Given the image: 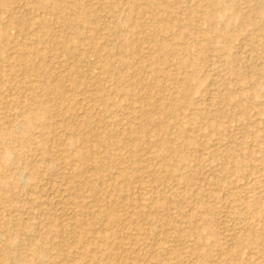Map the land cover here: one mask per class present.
Instances as JSON below:
<instances>
[{
  "label": "rangeland",
  "instance_id": "obj_1",
  "mask_svg": "<svg viewBox=\"0 0 264 264\" xmlns=\"http://www.w3.org/2000/svg\"><path fill=\"white\" fill-rule=\"evenodd\" d=\"M3 1H5L6 3H8V1H9L8 5H11L10 6L11 9H13V10H15L17 12L19 10H21L22 8H25L24 3H21V2H18V1L16 2V0L15 1L14 0H3ZM111 1L112 0H110V2ZM124 1H127L128 4H126ZM132 1H134V0H132ZM132 1L131 0L130 1L129 0H122L120 4L123 3L124 4V5L122 4L123 6L122 5L119 6V3H117L118 5H116V4L114 5L115 11L116 12L119 11V12L113 14L114 17L117 18L118 24L120 22L121 23L123 22V18H124V15L125 14L123 15L122 13H126V12L130 11V9L133 7L135 1L133 3H132ZM183 1L184 0H182V2H181L179 0V2L181 4H183L185 2L184 4L187 5V3H188V5H189V2H190L191 5L195 6L196 7V10L199 12L198 15L202 14L203 10H208L209 9V7L206 6V5L204 6V4L199 3V5H198V1L197 0H195V3L196 4H194V0H192V3H191V0H185L184 2ZM98 2L99 3H101V2L102 3L103 2L104 3H108L109 0H103V1L98 0ZM174 2L175 1H173V0H171V2H170L171 5L173 4L172 5V9L177 8V5L176 4L174 5ZM82 3H84L83 5H85V6H83V7H85L86 10L87 9L89 10V8L91 9L93 7H96V5L94 4L95 1H93V0H89V2H88V0H85L84 2L82 1ZM90 3H91V6H90ZM23 5H24V7H23ZM16 6L17 7L19 6L21 9H19V7L17 8ZM87 6H89V7H87ZM125 6H127V8ZM174 6H175V8H173ZM98 7H99V4H98ZM2 8L3 7L0 5V10H1L0 11V17H1L0 18V21L2 20V23L4 24L5 21H6V19H7V15H6L7 13L5 12V9H3L4 11H2ZM122 8H125V10L122 9ZM117 9H119V10H117ZM142 9H144V8H142ZM142 9H141V5L140 6L137 5V11H136L137 13H135V14H137L139 16H142L143 14H145L144 13L145 9L144 10H142ZM35 10H36L35 12H36V15L37 16H40V15L43 16L42 15V13L44 12L43 10H40L38 8L35 9ZM37 11H38V13H37ZM40 11H43V12H40ZM98 11L101 12L102 10L99 9ZM141 12H142V15L139 14ZM1 13H3L4 15L1 16ZM102 13L103 12L99 13L100 14L99 16H102V17L105 16V13H103V14ZM120 13L122 15H120ZM117 16L119 17V19H118ZM196 18L198 19V16L197 15H196V17L192 18V19H195V21L193 20L191 23L189 21V23L191 25H192V23L194 24L193 25V28H194L193 30H195L197 28L194 31L195 33H197L196 34V37L197 38L190 33L192 36L190 34H188L187 35L188 37L186 36L185 40L187 38H189V39H187L185 42L186 43H190L195 38L197 40H199V41L202 40L201 43L204 46L206 53L210 57L212 56L211 58H213L214 60H215V58H216V60L218 59V61H217L219 63L218 64L219 65L218 66L219 67L218 70H220V71L218 72V70L217 71L213 70L211 68L210 61L208 62V61H204L203 60V62H201L199 60L200 61V64H199V67L196 70V72H198V77L201 78V79H200V81L197 82L196 87L198 88V92H197V94H195L194 100L196 102V107L198 108V112L203 117V119L206 120V121H213V122L217 123V126H216L217 131H215L213 133H210L209 132V129L206 126L201 125V124H193L190 121H188V116H189L188 113L189 112H192V111H189V109L188 110L187 109L182 110L183 113L180 116H177V119L178 120L176 119V121L175 120H172V117L169 118V122H171V123H173L174 121L175 122L178 121V123H180L179 124V127L182 130V132L184 131V134H185L184 135V138H186V141H188L189 144L188 145L187 144H184V145L181 144L179 142V140H178L177 137H175L174 135H171L170 134V135L166 136V138H168L169 141H168V143L166 141V144H165L166 146L164 145V147L167 149V148L175 147L176 145L180 144L179 152L182 155L192 156L193 159H192V162L191 161H188V162H180L179 160H177L175 158H173V159L172 158H168V160L165 162L166 164L163 163L164 169H162V170H163V173L164 174L163 173L162 174L165 175V176L161 175V177L163 178L164 183H165V188L167 189L166 196L168 195L167 196L168 199L165 196V200H167L166 203H168V204H166V205L169 206L168 207L169 209L166 207L167 208V212L165 211V209H160V208H158V210L157 209L156 210L154 209L156 211V215H157L155 227L157 226V228H160V226L163 224L162 227L165 229L163 231L166 232L165 233L166 235H163V236L160 235V234L153 235V236H150V237H149V235H145L146 234L145 233V230H144L145 228L142 227L144 225L143 223H145V222H142L141 220L135 222L134 217L130 213V211L133 213V211L134 212H137V211H140L142 209L143 210H146L147 208H145V207H149L150 204H151L150 202H152V199L156 196L157 193L161 192L159 190V184L158 183H154L155 184L154 185V184H152L150 182H147V181L149 179H151V176H152V174L154 172L153 170L158 165V163L161 164V161L159 159L162 157L164 151L166 150V149L160 150L162 152L160 153V151H159V154H157V156L154 157L146 149L148 147L145 146V148H141L139 150L141 152L138 151L137 153L133 154L135 148H132V146H133L132 143H131L132 140H130L132 138L128 134V132H126V131H128V129L130 127H135V126L136 127L137 126L139 127L140 126L141 120L143 118L142 114L144 112V109L146 110L145 105L142 104V103L140 104L137 101V99L135 97L137 94H133V93L132 94H127V92H124L122 90L123 89L122 87L124 86V83L119 82V83H117L118 88L115 87V86L113 88V85H111L109 82L105 81V83H107V86L110 87L108 89V92H109V96L107 97L108 99L107 100H103L102 98H99L100 96L95 91V87L94 86H92L93 88L91 87V85L93 83L92 82L89 83L91 80L90 79L89 80L87 79V77L89 78L90 76L88 74H86V73H89L90 75H92V74H95L94 72H96V73L99 72V69H100V66L99 65L100 64L98 63V61L97 62L95 61V60H98V59H94L97 56V55L95 56L96 52H92L91 53V51H92L91 49H88L87 47H81V46H79L80 44H79V41L76 40L77 38L75 36L74 37L73 36H69L68 39H70L71 37H73L72 38L73 41H71V39L69 40L70 43H72L75 47L76 46H79V47H76V49L77 48H78V50L80 49L79 51L78 50L77 51L75 50V55H78L77 58H79L80 61L82 60L83 63H81V64L85 65V62L87 63L85 65L86 67H88L87 69L85 67H83V65H81L79 67V68L83 67V68L79 69L80 70V75H79L80 76V80H82L83 82L86 81L85 84L86 83L87 84L85 86L79 87L76 90L73 89L69 94H67V96L65 98H62V99H64V102L60 99L61 97H59V94L58 93L55 94V92H53L52 95L50 94L51 95L50 96V95H47L46 93H44L46 91L43 90L42 88L41 89L43 91H41V89H39V91H38L39 93H36V97L38 98V100L40 99L41 101H42V99H43V101H45L47 98H48L49 101H51V105L48 103V105H50V106L47 105L48 107L46 106L45 107L46 109L44 110L45 113H46V119L39 120L38 122L44 123V122H46L48 120L46 122V124L51 125L53 127L52 129H54L53 134L50 135L51 139L54 140V142H55V138H56V141H58V140H61V137L62 136L64 138V139L62 138V140H67V139L68 140H71V138H73L74 139V140L72 139L73 143L70 145L72 147L69 146V147L65 148V150L67 149L69 152L68 151H67V153L65 151L63 152V149L64 148L61 150V148L59 146H57L58 148L55 147L54 142L52 144L51 139L49 140L50 137L49 138L46 137V140H45V142L43 144V142H42V136L39 134L38 131H37L38 133L36 131H32V132H35V134H33L34 137L32 138V141H33L32 145H30V147H23L22 146L23 144H21L22 142L20 143V142H14V141H12L13 138H12V136H11L10 133L9 134H5V133H8L7 132L8 131L7 130V125L9 123V119L10 118H11V120L13 118L14 121H17V120L18 121L19 120L22 121V117L20 116V114L22 113V111H21L22 108H23V110H26V111H28V110L33 111L36 108V106H35V104H34L33 101L31 102V98H32L31 96L32 95L27 90L26 85L23 83L22 80L19 79L20 76L22 75V73L20 74V76L18 74L22 70L16 71L17 73L16 72H14V73H9L8 72L7 73V71L4 72L5 73L4 74L5 77L4 78L2 77V78L5 81H1V82H5V83L1 84L2 86L0 85V92L1 91L2 92L4 91L3 93H5V91H6L7 94H5V95H6L7 98L4 97V94H2L3 96H2V101L0 103V111L1 112L4 111L3 113L4 114L6 113V114L5 115L4 114L2 115V113L0 112L1 113V115H0V120H1L0 121L1 122V125H0L1 128H0V130L2 131V129H3L5 132L2 131L3 132V134H2V132L0 131V133L2 135H5L6 136V139H5V136H2L0 134V136L3 137V139L0 138L1 139L0 141H2V142H0V145H1L0 146V152L3 151L4 148H10L11 151L12 152L15 151V153L12 156V160L10 159V160H8L6 162L4 161L5 164L2 162V165H0L1 166V169L0 170H3L5 172V174H6V172H8L9 173V176H11L10 178L9 177L7 178V179H9V182L8 183H7L8 180L6 179L7 181H4L3 184H0V186H1L0 189L4 188V189H2L4 195H1L0 196V206H1L0 207V225L2 224L0 226V232L2 234H4V236H3L0 233V238L3 240V243H4L3 244L2 243V240L0 239V248L2 247L1 249L4 250V251H2L0 249L1 250L0 251V254H1V252L4 254V255L3 254L0 255L1 256L0 257V264H20V263L21 264L22 263L23 264H29V263L30 264H34V262L36 264H97V262H98V264H101L100 262H103L102 264H111L112 261H114L115 264H117V263L118 264H136V263L137 264H141V263H144V262H145L144 264H153L152 262H154L155 264H163V263H165V264H172V263L173 264H175V263L176 264H204V263L205 264H221V263L222 264H230L227 261V258L229 257V254H227V253H231V254L236 253L237 254L238 261L239 262L237 261L236 264H239V263L240 264H264V243H263L264 242V239H256L255 240V238L248 237V238H246V239H244L242 241L243 243H239V244L237 243L239 240H241V236H240L241 234L238 233V228L241 227V225L242 226H245L247 228L249 227V228H252V229H259V230H263L264 231V162L261 161V158L264 157V150H263L264 149L263 148L264 145H261L262 143L264 144V67H263L264 64L261 63L262 64L261 67H260L261 64H257V68H259V71L257 73L258 74L257 75L258 77L256 76L254 78V76L251 75L250 73H247L246 74L248 82H247V86H245L246 85L245 84L244 87H242L243 85H241V83L239 82L238 75L235 72V70L232 67L231 68H229V67L227 68V66H226V62L228 60H230V59H234V58H236V59H242L243 57L244 58H248L250 56V54L253 53V52H251V50L253 51V49L250 47V39H251L250 37L252 36L250 34H254L256 31L254 32L253 30L254 29L255 30H258V27L261 26L260 24L263 25V22L264 21L263 22L262 21H256V23L254 22L256 25H257V23L259 25L256 26L257 28L254 25L252 27L253 30L250 29L251 33H250V31L248 32L249 29L246 31L247 33L245 31L244 32H240V31H238L237 26H233V28L231 30L233 32V37H232L233 39H231V38H228L227 40L220 39L219 40V43L222 46V49H219L218 51H214L215 50V46L217 45L216 44L217 43L216 39L219 36L218 35L219 34V32H218V28L219 27L216 28V30L211 31V33H210V31L207 32V33H203L204 32L203 30H205L207 26H205V25L199 23L198 21H196L197 20ZM217 19L218 20H221L222 19V16L219 15ZM99 22H97L95 24H90V26L89 25L88 26L85 25V27H87V29H89V30H93L94 28H96L94 26H97L98 27L99 24L100 25L102 24L101 22L100 23ZM2 23L0 22V25H2ZM53 23H55V21L51 22V25L52 26L56 24V23L55 24H53ZM124 25L127 26V22H124ZM124 25H122V26L125 27ZM92 26H93V29H91ZM128 26H129V28H131L130 25H128ZM128 26H127V29H128ZM53 27L55 28L56 25L53 26ZM9 30H11V31L9 32ZM9 30L6 33V37H4L5 35L2 37L3 38V43H1L2 41H0V47L2 46V44H4V42L6 43L7 40H9V41L12 40L14 46L12 45L11 41H10V43L7 42L8 43L7 44L8 47L5 44L4 48L7 49V50H4L3 52H5L6 55H5V53L2 54V55L0 54V56H1L0 57V61L3 60V61L0 62L1 63L0 67L5 66L6 65L5 64V61H7V60H8L6 62L7 64L10 61L12 62V58L13 57L11 55H12V52H14V47H16V48H17V46L19 47L20 44L25 43L26 40H27L26 34H24L23 32H18L17 30H13V29H9ZM55 30H56V28H55ZM128 30H131V29H128ZM128 30H126L125 33H124V35L122 37H120V41H121V39H124L125 38V34H127V36H129L130 38H132V37L134 38V39L132 38V42L133 43H135V42L137 43V41H138L137 38L134 37V36H131L132 33H129L130 31L128 32ZM85 32H87V31H85ZM173 32L175 33V31H173ZM173 32H170V33H173ZM177 32H178V30H176V33ZM92 33H94V32H92ZM56 34L58 35V32ZM128 34H130V35H128ZM23 35L25 36L24 38H23ZM96 35L99 36L98 33H96ZM7 36H10L11 39L9 37H7ZM16 36H17V38H16ZM19 37H22V39H20ZM258 37L256 38V45L257 46L254 45L255 46L254 47V51L256 53L258 52V54H260V56L264 59V49H263L264 48V35H260V38H258ZM2 38L0 40H2ZM14 38H15L16 41L14 40ZM44 38H45L44 40H46L48 37L47 38L44 37ZM208 38H209V40H207ZM211 38L213 40H210ZM233 40H234V42H233ZM43 41H41L42 44H41V42H38L36 44H33V46H32L33 50H32V48H31V50H30V48L29 49L26 48L27 51H29L32 54H35V56L32 55V58L34 59L33 61H35V62L38 63L37 60H39V63L40 62L44 63L45 64V70H46V72L47 73L51 72L49 74L54 75L57 72L59 73V71H62L63 72L64 69H65V67H67V65H64V67L62 68L63 65H61V63H57L56 64L57 61H54V60H57V59L54 58L55 54H53L54 56L51 54L53 52H50V45L47 46L46 44H48V43H46L45 41L43 42ZM74 42L75 43L78 42L77 45H75ZM38 44L42 47L41 49H40V46ZM120 44H122V43L120 42ZM44 45H46V46H44ZM223 45H230L229 51H228V48L224 47ZM35 46H37V48ZM258 46H259V48H258ZM34 48H36V50H34ZM38 48H39V50H38ZM43 48H44V50H43ZM245 48H246V51L244 50ZM81 49H83V50H81ZM177 49L180 50V46H178V48H176L175 50H177ZM247 49L250 50V51H248ZM11 50H13V51H11ZM128 50H130V48H126V50L123 51V54L128 55ZM230 50H232V51H230ZM33 51H34V53H33ZM40 51H43V53L42 52H41L42 54L38 53ZM48 52H49V55L47 54ZM76 52H77V54H76ZM182 52H183V49H182ZM8 53H10V54H8ZM44 53H45V55H44ZM242 53H243V55H242ZM244 53H246V54L244 55ZM247 53H248V55H247ZM37 54L38 55L40 54L41 57L37 56ZM83 54L85 56H83ZM9 56H10V58H9ZM44 56H45V59L42 60L44 58ZM51 56H52V58H51ZM230 56H233V57L231 58ZM84 57H85V59H84ZM89 57H90V59H89ZM179 57L182 58L181 50L179 51L178 54H176L175 56H173V58H176L175 61H177L178 59H180ZM96 58H98V56ZM244 58L242 60H244ZM9 59H10V61H9ZM224 59L226 61H224ZM44 61H46V63ZM260 61L258 63H260ZM3 63H4V65H3ZM90 63H92V64H90ZM258 65H259V67H258ZM92 66H94V69H92ZM209 67H210L211 70L209 69ZM222 67H223V69H226V72H224L225 74L223 73V71H225V70H223ZM165 68H166V71L167 72L172 71L171 69H173L172 65H169V66L165 65ZM68 69H69V67L67 69H65V71L68 70ZM84 69H86V70H84ZM51 70H53V72ZM81 71H83V72L85 71L84 74ZM128 71H129V73H131V75L134 76V72L132 70H128ZM15 74H17V75L15 76ZM8 75H9V77H7ZM41 75L42 74L40 73V75H39L38 78H34L36 80L34 82H37V83L39 81H42L43 82L45 80L46 74H44V76H41ZM85 76H87V77H85ZM84 77L86 79H84ZM16 79H17V82L15 81ZM18 79L20 80L19 82H18ZM30 79H33V78L31 77ZM37 79H38V81H37ZM251 79H253V80H251ZM12 81H13V83H12ZM160 81L164 82L166 89L169 92L173 93V91L175 90V86L173 87V84L171 82L167 81V77H165V76L162 77L160 79ZM249 81H250L251 85H250ZM18 83H20V84L18 85ZM12 84H14V85L12 86ZM3 85L7 86L8 89H6ZM121 85H123V86H121ZM9 86L11 87L10 90H9ZM1 87H3V88L1 89ZM19 87H20V90H19ZM23 87H24V89H21ZM25 87H26V90H27L26 92H24L25 91ZM16 88L18 90H16ZM243 88H245V90H242ZM249 88L251 89V91L249 90ZM83 89H85L86 92ZM166 89H164V90H166ZM252 89H253V92L257 91L256 92V95L257 96H256V98L254 100V104H255V102H256V104L250 106L247 109L242 110L241 105H240V101H241V99L246 94L251 93L252 92ZM8 90H9V92H8ZM21 90H24V91H21ZM117 90H119L120 92L117 91ZM227 90L229 92H231L235 96V99L236 98L237 99L236 100L235 99H233V100L231 99L230 102L228 100V102L225 103V101H227V97H226V94H225V92ZM19 91H20V93H22V94H18V96H20L21 99H24L25 97L28 96L27 98L24 99V103H23V100L21 101V99L18 96H17L18 98L15 97L16 92L19 93ZM40 92H42V93H40ZM122 92H124L125 94L122 93ZM24 94H26V95H24ZM129 95H130V97H129ZM133 95H134V97H133ZM124 96H126V97H124ZM109 97L110 98L113 97V98H111V100H110ZM215 97H218L219 98V103H218L219 105H217V104L214 105V102L213 101H214ZM29 98H30V101H28ZM16 99L17 100L19 99L18 101H20V103L16 104V102H18ZM10 100H11V102H10ZM48 100H46V101H48ZM104 101H105V105L103 104ZM124 101L125 102L127 101L126 106L123 103ZM12 102H15L16 105L14 103H12ZM21 102H22L23 105L21 104ZM59 102H61L62 105L64 104L63 105L64 107H72L73 109H75L74 110L75 112L77 111L76 113H78L79 117L81 116L80 118H78L79 121L76 120L77 122H81L84 118H87V116H88L89 119L93 120L94 117L97 116V115H95V113L98 112V111H100V110H103V106L105 108V107H107L108 104H109V106L111 105L112 107L110 106L109 107L110 110L108 109V111H111L112 114L115 116V119H116V124H115V130L116 131H114L115 137L117 139H120L122 141H125V143H124L125 146L124 147H121V149H119L118 147L115 148V150L112 149L111 152L109 153V152H106V150L103 149V147L100 146L99 144L98 145L95 144L94 149L90 150L91 153H90L89 150L88 151L85 150L84 153H86V154L81 153V154H83V155H81L79 153V150L77 151V149H79V148H86V145L87 146H91L92 143L87 140V138L84 135V131L83 130H81V132L78 133V135H75V132H72V134L69 131H68L69 133L67 132V130H68L67 127H66L67 126V124H66V121H67L66 119L67 118H62L61 116H59V115L56 114V108H55V106H57V105L60 106L61 104ZM130 102H131V104H130ZM136 102H138V103H136ZM11 103L14 104V105H11ZM26 103H27V105H26ZM54 103H56V104H54ZM100 104L102 106H100ZM211 104H212V106H211ZM237 104H239V105H237ZM85 105H87V106H85ZM115 105H117V106H115ZM3 106H4V109H2ZM11 106L12 107L14 106L16 108H12ZM26 106H30V107H26ZM92 106H93V108H92ZM224 106H226L229 109L228 110V112H229L228 116L222 117V119L220 120V119L215 118L213 115H211L210 112H212V111L214 112L215 110H217L216 108H218L220 110ZM257 106L259 108H262L263 111L262 112H259ZM18 107L20 109H18ZM49 107L52 110L49 109ZM226 107H224V108H226ZM27 108H28V110H27ZM85 108L87 110V111L85 110L86 112H84V109ZM6 109L7 110L9 109L10 112H8ZM53 109H55V110L53 111ZM81 109H83V113H81ZM89 109L90 110H93V112L94 111L95 112L93 113V112L89 111ZM47 110H49V111H47ZM7 112L10 113L9 114V119H8V113ZM14 113H15V115H13ZM53 115L55 117H53ZM83 115H84V117H83ZM85 115H86V117H85ZM93 115H95V116H93ZM139 115H140V117H139ZM10 116H13V117H10ZM19 116H20V118H19ZM135 116H137L138 119ZM17 117L19 119H17ZM15 118H16V120H15ZM57 118H59L58 120H60V121H57ZM132 118H134V120H132ZM179 118H180V120H179ZM53 119H54V121H53ZM62 119H63V121H62ZM64 120H66V121H64ZM48 122H51V123H48ZM58 122H59V124H58ZM131 122L133 123V125H132ZM19 123H21V122L19 121ZM4 125H6V126H4ZM54 125H55V127L57 129L54 128ZM64 127H66L67 130ZM125 127H128V128H126L127 130L125 129ZM62 128H64L65 130L62 129ZM52 129L50 128V131L51 132H52ZM48 130L49 129H47V131ZM59 130H60V132H59ZM63 130L65 132V135H64V132H63V135H62V131ZM79 134H80V137H79ZM54 136H55V138H54ZM56 136H58V139H57ZM152 136H154V135H152ZM152 136H151V138H152L151 140L152 141H155V137H152ZM81 137H83V141L84 142L83 141H80L81 140ZM166 138L165 139L163 138V139L166 140ZM128 139H129V141H128ZM157 139H159V138H157ZM259 139L262 140L261 143L258 142ZM48 141H49V143L51 141V143H50L51 145L48 144ZM74 141H76L78 145L77 144H74ZM40 142L42 144H40ZM19 143H20V145H18ZM46 143H47V145H46ZM81 144H83V145H81ZM170 144H171V146H170ZM258 144H259V146H258ZM4 145H7V146H4ZM44 145H46L47 148L49 149V151H48V153H46V155L43 153V150H42L43 147H44ZM74 145H76V146H74ZM230 145L233 146V149H235V151L236 150H239L240 151V149L244 146L243 149H248L250 152H252V154L255 155L254 157L257 160L260 159L259 162L257 160L255 161V163H250L248 161L250 163L249 164L246 161L247 163L246 162H245V164L242 163L241 168H240V165L237 166L233 162L228 163V164H225V163L223 164V163H221L222 161L217 160L213 156H208L211 153H212V155H214L217 152H221L222 153V152H224L226 150H229ZM50 146H51V148H50ZM194 146H195V148H194ZM31 147H33V148H31ZM53 147H55V148H53ZM74 147H76L77 149H74ZM246 147H248V148H246ZM97 148H98V150H97ZM128 150H130V151H128ZM142 150H144V152H142ZM61 152L65 153V155H63V153H61ZM93 152L96 153L97 155L94 154ZM113 152L116 153L118 156L116 154L114 155ZM51 153L53 155H51ZM54 153H55V155H54ZM111 153L115 156V158L117 157L116 159L114 158L115 160H117V163L113 162V165L116 164L113 170H117L118 173L120 172V174H122V173H124L126 171L131 170L130 169L131 167L134 169V167H136L135 165H137L135 162H137L138 159H141L142 160L141 162L143 163V164H141L140 167L143 168V166H145L144 167V169H145L144 172H142L141 170H138V172H136L134 174L135 175V180H136V181L134 180L135 181V183L133 182L134 184L128 185L129 183L126 182V181H124L121 184V186L119 185L120 187H122V192H119L118 194L119 195H123V196H127L129 198L132 197V199L130 200V202H128V205L124 206V208H125V209L123 208L124 210L122 208L119 209V211L121 210L120 211L121 213L119 212V215L120 214L121 215L119 217L120 220L117 223L118 224L117 225V229L118 230H116L115 227H113V229H112V227L108 223V220L105 219V217H102L103 215H101L102 214V211L104 210V204H106V203H104L105 195L110 194V196H111V194L112 195L114 194V192L111 193V191H109V190H111L110 186L113 187V185H112L113 184V180L112 179H109L108 177H103V179H102V178L98 177V175H97V170H98L97 167H100V164L102 162L103 163H106V162L110 161L111 158L109 156H110ZM125 153H128V154H125ZM68 155L71 156V157H69ZM101 155H102V157H100ZM158 155H159V157H158ZM67 156H68V158H67ZM128 156H129V158H128ZM64 157L67 158V159H65ZM81 157H83V158H81ZM131 157L133 158V160H132ZM136 158H138V159L136 160ZM83 159H84V161H83ZM95 160H97V161L99 160L98 163ZM124 161L126 162L125 164H124ZM158 161H160V162H158ZM178 161H179V163H178ZM33 162H35V163H33ZM81 162H83L84 164L81 163ZM120 162H122V163H120ZM171 162H173V163H171ZM168 163H170V164H168ZM189 163H190V165H189ZM16 164L19 165V166H16ZM121 164H122V166H121ZM147 164L149 165V167H148ZM154 165H156V166H154ZM244 165H246V167H244ZM33 166H34V168H33ZM165 166H167V167H165ZM80 167H81V169H80ZM87 167H88V169H87ZM10 168H11V170H13L12 171L13 173L14 172L16 173V176L17 175H19V176L16 177L14 174H12V172L10 171ZM92 168L95 169V170H93ZM16 169H18L17 170L18 173L16 172ZM35 169H37V170L35 171ZM89 169L92 170V172L94 171L93 174H92L91 171L90 172H88V171L86 172V170H89ZM79 170H83V171H79ZM245 170H246V173H245ZM254 170H256V171H254ZM78 171L81 172V173H79ZM224 171H227V172H224ZM247 171H249V172L251 171V172L250 173H247ZM0 173L3 174V172H1V171H0ZM20 173H21V175H20ZM76 173H78V174H76ZM2 174H0V177L2 176ZM10 174H12L14 176L12 177V175H10ZM137 174H138V176H137ZM142 174H144V175H142ZM246 174H247V176H246ZM76 175H78L77 178H76ZM92 175H94V176H92ZM145 175H147V176H145ZM103 176H104V173H103ZM73 177H75V178H73ZM148 177H150V178L147 179ZM221 177H223V180L220 183H218L216 186L213 185L214 184V181H216L217 179H220ZM92 178H93V180H92ZM138 178H139V181H138ZM85 179H89L91 181L90 182L91 183V185H90L91 188L89 186H87V184H86L87 180H85ZM97 179H99V180H97ZM143 180H145V181L143 182ZM105 181L106 182L108 181V182L106 183ZM100 182H101V184H100ZM136 182H137V185H135ZM139 184H141V186ZM142 184H143V186H142ZM106 186L108 188H106ZM149 186L150 187L152 186L153 188L151 187V189H150ZM155 186H156V188H155ZM86 187H87V189H86ZM253 188H255V189L252 190ZM104 190H107V192L104 191ZM146 190H147L148 193L146 192ZM153 190H155V193H154ZM204 190H205V193L206 194L204 193ZM206 190L208 192H206ZM157 191H159V192H157ZM173 192H175V193H173ZM255 192H256V194H255ZM72 193L74 195H72ZM91 193L93 194V196H92ZM137 193H138V195H137ZM152 193L155 194V195H153ZM203 193L205 194L204 197L202 195ZM103 194H105V195H103ZM131 194H134V195H131ZM195 194H196V196H195ZM88 195H89V197H88ZM135 195H137V196H135ZM198 195H200V196H198ZM229 195H232V196H229ZM245 195H246L247 198L244 197ZM148 196H150L151 198L148 197ZM97 197H99L98 200L96 199ZM108 197H109V195H108ZM100 198H102V201H101ZM134 198H135V200H133ZM141 198L142 199H145V200H142ZM237 198H239V200ZM1 199L3 201H1ZM244 200H246V202H247L246 204H245ZM170 201H171V203H170ZM201 201L204 202L205 204H207V207L209 206L210 212L213 211L212 212V215L213 216H211V220H210L211 223H212V225H214L213 228L206 227V221H204L205 219L204 218H201V217H200L201 220H200V218L198 219L199 223L197 221L195 223H193V224L190 223V222H189L190 224L188 223L189 217L187 215L191 211L190 210L191 208H192L191 213H196L197 215L201 216V213H202V210H203L202 207H201V204H200ZM3 203H5V204H3ZM29 204H31V207H30ZM129 204L131 206L134 205L133 206L134 208L133 207L131 208ZM142 204H147L148 206L147 205L143 206ZM178 204H179V206H178ZM90 205L91 206L93 205V207H90ZM139 205L141 206V209H140ZM33 206H35V208ZM81 206H83V207H81ZM170 206L172 208H170ZM242 206H243V208L246 206L244 208L245 210L242 209ZM249 206H251L250 209H249ZM32 207L34 208V211H33ZM180 207H182L183 209L182 208L180 209ZM217 207H219V208H217ZM238 207H240V208H238ZM92 208H94L95 210L92 209ZM126 208H129V209H127V211H126ZM176 208H177V210H176ZM212 208H213V210H212ZM131 209H133V210H131ZM97 210H98L99 213L96 212ZM162 210H164V212ZM178 210H181V211L183 210L182 212L180 211L182 214L183 213H186L185 211H187V213H186L187 215L186 214H183L184 217L181 216L182 214H180V212ZM188 210H189V212H188ZM157 212H159V214ZM169 212L172 215L169 214ZM237 212L239 213V215H238ZM244 212H245V214H244ZM33 213H34V216H33ZM94 213H96V214H94ZM125 213H126L127 216L125 215ZM177 213H179L180 215H176ZM35 214H37V216ZM91 214H93L92 215V219H91ZM100 215H101V217H100ZM165 215L168 216V217H166ZM175 215L177 216L176 218H175ZM93 217H94V220H93ZM169 217H170V220H169ZM9 218H10V220H9ZM17 218H21L22 221L25 220L24 222H26V224L31 225L32 232L31 231H28V232H26L28 234H26V233H24V234L23 233H20L19 234V233H16L15 230H14V232H12L13 231L12 227H10V228L9 227H6V224L11 225L12 223H15V219L17 221ZM68 218H70V219H68ZM72 218H74V219H72ZM181 218H183V219H181ZM244 218H245V220H244ZM126 219H129V220L126 221ZM18 220H20V219H18ZM122 220H123V222H121ZM242 220H243V222H242ZM27 221H30V222L27 223ZM69 221H70V223H69ZM84 221H86V224L85 225H84V223H85ZM129 221L131 223H129ZM174 221H175V224L176 225L174 224ZM177 221H179V222H177ZM91 222H92L93 225L91 224ZM138 222H140V223L142 222V223L139 224ZM165 222L166 223L168 222V224L166 225ZM3 223L5 224V226L3 225ZM133 223H135V224H133ZM179 223H181V224H179ZM184 223H185V225H184ZM32 224H33V226H32ZM51 224H53V225H51ZM61 224H62V227H61ZM123 224L126 225V226H124ZM127 224H130V225H127ZM131 224L134 226V228H133V226ZM34 225H35V228L33 229ZM76 225H77V227H76ZM138 225H141V226H139L141 228H139V227L136 228V226H138ZM192 225H193V227H192ZM69 226H71V227H69ZM89 226H90V228L92 230L89 228ZM182 226L184 228L186 226L187 231ZM67 227H69V229ZM87 227L90 229V231H89V229H87ZM162 227H161V229H162ZM97 228H99V229H97ZM126 228L128 230H126ZM182 228L185 231H182L183 230ZM188 228H190V229H188ZM53 229H56L55 230L56 231L55 234H53L54 232H51V230L53 231ZM123 229L126 230V231L124 232ZM132 229L135 230V231H132ZM166 229H168V230H166ZM95 230H96V232H95ZM105 230L108 232L107 235L103 234L105 232ZM119 230H122V231L120 232ZM170 230H171V233H170ZM180 230H181V232H180ZM189 230H191L189 234L192 235V236H190L187 233V232H189ZM210 230H211V232H210ZM33 231H34V233H33ZM48 231H49V233H48ZM72 231H73V233H72ZM91 231H94V232H91ZM139 231H141V232H139ZM67 232L68 233L71 232L70 236L67 234ZM118 232L121 233V236H123L125 233H127V236L128 237L126 235H124L125 237L124 236L121 237V236H119L120 234H118ZM128 232H129V234H128ZM136 232H138L140 235L142 234V238L139 236L138 233L136 235ZM192 232H194V233H192ZM7 233L8 234L10 233V235H8ZM30 233H31V235H30ZM39 233H41V235ZM56 233H57V235H56ZM59 233H60V235H59ZM61 233L63 235H61ZM111 233L114 234V235L112 236ZM211 233H214V234H211ZM25 234H26V236H25ZM90 234H92L93 236L90 235ZM167 234H169V235H167ZM193 234H194L195 237L193 236ZM12 235H13V237H11ZM35 235H36V238H35ZM64 235H66V236H64ZM108 235H109V238L112 239V241L116 243V245H115V243L113 244L112 241H108L106 245L105 244H100L101 243V241H100L101 240V236H108ZM117 235H118V237H117ZM187 235H189L190 237L187 236ZM28 236H30V237H28ZM44 236H45V238H48V241L51 239L49 242L46 241L47 244L49 243V245H47L46 242L44 241V239H45V238H43ZM81 236H83L84 238L81 237ZM90 236H92V238ZM178 236H180V237H178ZM213 236H214V238H215V236L217 237V239L215 238V241L213 239ZM62 237H64V238H62ZM184 237H186V238H184ZM5 238L8 241H6ZM41 238H43V241L40 240ZM125 238H127V239H125ZM130 238H131V240L134 239V242H135V239H137V240L134 243L133 241L130 240ZM144 238L147 240L146 241L147 243L145 242V239ZM154 238H156V239H154ZM93 239L94 240L96 239L94 241V243L97 245V248H96V245L94 246V243L92 242ZM113 239H116V240L114 241ZM163 239L166 240V241H163ZM233 239H235V240H233ZM31 240H33V241H31ZM36 240H37V242H36ZM66 240H68L69 242L66 241ZM81 240H84V241L81 242ZM85 240H87V243L88 244L86 243ZM89 240L92 243H90ZM124 240H127L129 243H126L127 241H124ZM168 240H169V243H167ZM187 240H190V241H187ZM225 240L228 241V243ZM119 241H120V243H119ZM258 241H260V242H258ZM32 242L35 243V244H33V246L30 247L31 244H32ZM75 242H77V243H75ZM110 242H112V243H110ZM139 242L142 243V245ZM163 242H164V244H163ZM215 242L216 243L219 242V244H215ZM1 243H2V245H1ZM37 243L39 245H36ZM136 243L139 244V245H137ZM22 244L25 245V246L27 245V249H28V251L26 250L27 253L25 252V258L27 257L26 260H25V262H23L21 259H19V260L17 258H13L12 259V258H10V257L8 258V256H6V253H8L10 251H13V250L16 251V249L18 250V248H20L19 246H21V247L23 246ZM89 244H90L91 247L89 246ZM123 244L124 245H127V246L125 247ZM134 244H136L137 246L135 247ZM146 244H148L149 246L146 245ZM181 244H182V246H181ZM69 245H70V248H69ZM117 245H119V246H117ZM153 245H154L155 249H154ZM170 245H172L171 249L173 248V246L175 247V249L173 248L171 250L170 247H169ZM176 245H179V246L176 247ZM37 246H38V248H37ZM74 246H76V247H74ZM107 246H109V247L107 248ZM114 246H116V248ZM146 246H148V248ZM179 247H180V249H179ZM221 247H222V249H221ZM156 248H158V249H156ZM181 248L183 249V251H181ZM186 248H187V250H186ZM198 248H200V249H198ZM224 248H225V250L223 251ZM5 249L7 250L6 252H5ZM33 249L34 250L37 249L36 251L40 250V251H38L39 254L37 256L34 255L35 252H30ZM54 249H56V250H54ZM91 249H93V250H91ZM106 249H107V251H106ZM116 249H118V250H116ZM148 249L149 250L152 249L151 251H153V252L150 253L149 251H147ZM168 249L171 250L173 253L171 251H169ZM58 250H60V251H58ZM83 250H84V254H83ZM86 250H88L90 252L87 253ZM110 250H112L113 253ZM179 250H180V254H179ZM209 250H210V252H209ZM66 251H68V252H66ZM71 251H72V253L74 255L71 253ZM115 251L118 252V253H116ZM190 251L194 255L189 254L188 252H190ZM206 251L208 253V254L206 253L207 256H205V252ZM105 252H108V253H105ZM109 252H111V253H109ZM114 252H115V256L116 257H114V255H113ZM156 252L157 253L159 252V254H157ZM28 253H29V257H28ZM30 253H32V254H30ZM70 253H71V255H70ZM167 253H169V254H167ZM75 254H77V255H75ZM92 254H94V255H92ZM101 254L103 256H101ZM137 254H138V256H137ZM30 255L32 257H30ZM72 255H73V257H72L73 259H71V257H70ZM83 255H85V257ZM108 255H110V256H108ZM161 255H162V257L164 256L163 257L164 260L162 259ZM190 255H192V256H190ZM219 255H222V256H219ZM74 256L77 257L76 260H75V257ZM81 256H83V258H80ZM63 257H65V258L67 257L71 261H69V260L66 261L67 258L65 259ZM89 257H90V259L88 260ZM91 257H92V259H91ZM113 257L116 260H114ZM125 257H128V259L130 261L127 260ZM153 257H155V258H153ZM159 257H160V259H159ZM1 258L2 259L4 258L3 259V262L1 260ZM30 258L31 259H35V260H31L30 261ZM79 258L81 260H78ZM120 258L121 259H124L125 258L126 261H128L129 263H126L125 259L122 260V263H121V259ZM150 258H151V260H150ZM156 258L158 259L156 261L159 262V263H157L155 261ZM170 258H171V261L172 262L169 260ZM93 259H95L96 262ZM102 259L104 261H102ZM137 259H138V262H137ZM183 259H185V260H183ZM223 259H225V261ZM14 260H17L19 262L16 261V263H15ZM107 260L109 261L108 263L106 262ZM134 260L136 262H134ZM166 260H169V261L166 262ZM204 260H206V261H204ZM72 261L75 262V263H73ZM77 261H79V262H77ZM149 261H150V263H148ZM139 262H141V263H139ZM160 262H162V263H160Z\"/></svg>",
  "mask_w": 264,
  "mask_h": 264
},
{
  "label": "bare ground",
  "instance_id": "obj_2",
  "mask_svg": "<svg viewBox=\"0 0 264 264\" xmlns=\"http://www.w3.org/2000/svg\"><path fill=\"white\" fill-rule=\"evenodd\" d=\"M15 1V0H14ZM21 2V3H24V5H25V8H20L19 6V9H21V10H19L18 12L17 11H15V10H13V9H11V5H8V3H9V1H8V3H6L5 1H3V0H0V5L3 7L2 8V11H4L3 9H5V12L7 13L6 15H7V19H6V21H5V23L3 24L2 23V20L0 21L1 23H2V25H0V39L4 36V37H6V33L8 32V30L9 29H13V30H17L18 32H23L24 34H26V38H27V40H26V42L25 43H23V44H20L19 45V47L17 46V48L16 47H14V52H12V62L10 61V59H9V61L10 62H8V64L6 63L7 61H5V66H2V67H0V85L1 84H3V83H5V82H1V81H5L3 78L5 77L4 76V72L5 71H7V73L9 72V73H14V72H16V71H18V70H22L18 75L20 76V74L22 73V75L20 76V80H22L23 81V83L26 85V87H27V90L30 92V94L32 95H30L32 98H31V102L33 101L34 102V104H35V106H36V108L33 110V111H30V110H28V108H27V110L28 111H26V110H23V108H22V113L20 114V116L22 117V121L21 120H19L21 123H19V121L17 122V121H14L13 120V118H12V120H11V118L9 119V114L10 113H8V112H10L9 111V109L7 110L8 112V119H9V123H8V125H7V132L8 133H5V134H11V136H12V138H13V140L12 141H14V142H22L21 144H23L22 146L23 147H30V145H32V143H33V141H32V138L34 137V135L33 134H35V132H32V131H38L39 132V134L42 136V142H43V144H44V142H45V140H46V137H50V135H52L53 134V132H54V129H52L53 127L51 126V125H49V124H46V122L48 121H46V122H44V123H40V122H38L39 120H43V119H46V113H45V107L48 105V103L51 105V101H49L48 100V98L46 99V100H48V101H46L45 99V101H43V99H42V101L39 99L38 100V98L36 97V93H39L38 91H39V89H43V90H45L46 92H44V93H46L47 95H52V93L53 92H55V94H59V97H61L60 99L64 102V99H62V98H65L66 96H67V94H69L73 89H78L79 87H82V86H85L86 84H85V82H83L82 80H80V70L79 69H81V68H83V67H85L86 69L88 68V67H86L85 65L87 64L86 62H85V65H83V64H81V63H83L82 62V60L80 61L79 60V58H77V56L78 55H75V50L77 51L78 50V48L76 49V47H79V46H81V47H87L88 49H91L92 51H91V53L92 52H96V54H95V56L97 55L98 56V58H94V59H98V60H95L96 62L98 61V63L100 64H98L99 66H100V69H99V72L98 73H96V72H94L95 74H92V75H90L89 73H86V74H88L90 77L88 78L87 76H85V77H87V79L89 80H91L89 83H93L92 85H91V87L92 86H94L95 87V91L99 94V98H102L103 100H107L108 98V96H109V92H108V89L110 88L109 86H107V83H105V81H107V82H109L111 85H113V88H114V86L115 87H117L118 88V86H117V83H119V82H121V83H124V86L123 85H121V86H123L122 88V90L124 91V92H127V94H137L135 97H136V99H137V101L141 104H144L145 105V107H146V110L144 109V112H143V114H142V116H143V118H142V120H141V124H140V126L138 127H136L135 125V127H130L129 129H128V131H126L127 129L126 128H128V127H125V131L126 132H128V134L131 136V138L132 139H130V140H132L131 141V143H132V148H135V150H134V152H133V154H135V153H137L141 148H145V146H147L148 148H146L148 151H149V153L150 154H152L154 157H156L157 156V154H159V151L160 150H162V149H166L165 147H164V145L166 144V141H167V143H168V138H166V136H168V135H174L175 137H177L178 138V140H179V142L181 143V144H189V142L188 141H186V138H184V131L182 132V130L180 129V127H179V124L180 123H178V121L177 122H175L176 121V119H177V116H180L183 112H182V110H184V109H189V111H192V112H189L188 114H189V116H188V121H190L191 123H193V124H201V125H204V126H206L208 129H209V132L210 133H213V132H215V131H217V128H216V126H217V123H215V122H213V121H206V120H204L203 119V117L200 115V113L198 112V108L196 107V102H195V100H194V96H195V94H197V92H198V88L196 87V85H197V82L198 81H200V79L201 78H199L198 77V72H196V70L198 69V67H199V64H200V61L201 62H203V60L204 61H210V63H211V68L213 69V70H215V71H217L218 70V59L216 60V58H215V60L213 59V58H211L207 53H206V51H205V48H204V46L202 45V43H201V41L202 40H197L196 38V34L197 33H195L194 31L197 29H195V30H193L194 28H193V23H192V25L190 24L193 20L195 21V19H192V18H194V17H196V15L198 16V19L196 20V21H198L199 23H201V24H203V25H205V26H207L206 27V29L205 30H203L204 32L203 33H207V32H209L210 31V33H211V31H214V30H216V28H218V32H219V36L217 37V39H216V41H217V45L215 46V50L214 51H218L219 49H222V46L220 45V43H219V40L220 39H225V40H227L228 38H231V39H233L232 37H233V32L231 31L232 30V28H233V26H237V29H238V31H240V32H246L248 29V32L250 31V29H252V27L255 25V27L257 26V25H259L258 23H257V25L255 24L256 23V21H264V0H197L198 1V5H199V3H201V4H204V6L206 5V6H208L209 7V9L208 10H203V12H202V14H200V15H198L199 14V12L196 10V7L195 6H193V5H191L190 4V2H189V5H188V3H187V5L186 4H184L185 2V0L183 1L184 3L183 4H181L180 2H179V0H173V1H175L174 2V5L176 4L177 5V8H175V6L173 7V8H175V9H172V5L170 4V2H171V0H134V1H132V3L134 2V5H133V7L130 9V11H128V12H126V13H122L123 15H124V18H123V22L121 23L120 21V23L118 24V22H117V18H115L114 17V13H117V12H119V11H115V9H114V5L116 4V5H118L117 3H119V6L120 5H122V4H120L121 3V1L122 0H112L111 2H110V0H109V2L108 3H99L98 2V0H93V1H95V5H96V7H93V8H89V10L87 9L86 10V8L85 7H83V6H85V5H83L84 3H82V1L84 2L85 0H16V2ZM101 1H103V0H101ZM120 1V2H119ZM130 1V0H129ZM181 2H182V0H180ZM196 1V2H197ZM88 2H89V0H88ZM126 4H128L127 3V1H124ZM191 3H192V0H191ZM15 4V3H14ZM19 4V3H18ZM31 6H30V5ZM98 4H99V7H98ZM194 4H196L195 3V0H194ZM17 5V4H16ZM22 5V4H21ZM24 5H23V7H24ZM124 5V4H123ZM122 5V6H123ZM137 5H141V9L142 8H144L145 9V11H144V13L145 14H143L142 15V12L141 13H139V14H141L142 16H139V15H137V14H135V13H137L136 11H137ZM90 6H91V3H90ZM121 6V7H122ZM15 7V6H14ZM17 7V6H16ZM17 7V8H18ZM87 7H89V6H87ZM120 7V8H121ZM126 8H127V6H125ZM40 9V10H43V11H40V12H43L42 13V15L43 16H37L36 15V10L35 9ZM101 9L102 11L101 12H103V13H105V16H99L100 14L99 13H101V12H99L98 10L99 9ZM122 9H124L125 10V8H122ZM121 9V10H122ZM140 9V8H139ZM138 9V10H139ZM144 9H142V10H144ZM117 10H119V9H117ZM141 10V11H142ZM1 11V10H0ZM37 13H38V11H37ZM102 13V14H103ZM121 13H120V15H122ZM2 15H4L3 13H1V16ZM117 15V14H116ZM115 15V16H116ZM222 16V19L221 20H218L217 18H218V16ZM118 17V16H117ZM1 18V17H0ZM118 19H119V17H118ZM53 21H55V23H53V24H55L56 25V30H55V28L53 27V26H55V25H51V22H53ZM102 23L101 25L99 24L100 22ZM189 21H190V23H189ZM97 22H99L98 24H99V26L97 27V26H94V27H96V28H94L93 29V26H92V28L91 29H93V30H89V29H87V27H85V25L86 26H90V24H95V23H97ZM124 22H127V26L128 25H130L131 26V28H129V26H128V29H131V30H128L127 29V26H125L124 25ZM255 22V23H254ZM261 22V23H262ZM122 25H124L125 27H123ZM261 26H259L258 27V30H253L255 33L254 34H250V35H252L249 39H250V47L253 49V51L251 50V52H253V53H251L250 54V56L248 57V58H244V60H242V59H236V58H234V59H230V60H228L227 62H226V66H227V68L229 67V68H233L234 70H235V72L237 73V75H238V80H239V82L241 83V85H243L242 87H244V85L245 86H247V82H248V80H247V76H246V74L247 73H250L251 75H253L254 76V78L258 75L257 73H258V71H259V68H257V64H264V59L260 56V54H258V52L256 53L255 51H254V45H256V38L258 37V38H260V35H264V22H263V25L262 24H260ZM199 26V25H198ZM124 29H123V28ZM254 27V28H255ZM257 28V27H256ZM128 30V32L129 33H132L131 34V36H134V37H136L137 38V43L135 42V43H133L132 42V38H130L129 36H127V34H125V38L124 39H121V41H120V37H122L123 35H124V33H125V31L126 30ZM203 29V28H202ZM176 30H178V32L176 33ZM11 30H9V32H10ZM85 31H87V32H85ZM94 32V33H92V32ZM173 31H175V33L173 32ZM252 31V32H253ZM58 32V35L56 34ZM127 32V33H128ZM170 32H173V33H170ZM200 32V31H199ZM217 32V31H216ZM16 33V32H15ZM96 33H98V35L99 36H97L96 35ZM192 34V35H194L195 37V39L192 41V42H190V43H186L185 41L187 40V39H189V38H187L186 40H185V38H186V36L188 35V34ZM202 33V34H203ZM209 33V34H210ZM247 33V32H246ZM250 33H251V31H250ZM190 34V35H191ZM208 34V35H209ZM216 34V33H215ZM260 34V35H259ZM8 35V34H7ZM10 35V34H9ZM19 35V34H18ZM17 35V36H18ZM128 35H130V34H128ZM191 35V36H192ZM213 35V34H212ZM217 35V34H216ZM17 36H16V38H17ZM22 36V35H21ZM69 36H75L76 38V40H78L79 41V46H74L72 43H70V39H71V41H73L72 40V38L73 37H71L70 39H68V37ZM246 36V35H245ZM7 37H9L10 38V36H7ZM25 36L23 35V38H24ZM44 37H48L46 40H44L45 38ZM188 37V36H187ZM203 37V36H202ZM213 37V36H212ZM247 37V36H246ZM20 39H22V37H19ZM210 38V37H209ZM209 38L207 39V40H209ZM262 38V37H261ZM11 39V38H10ZM134 39V38H133ZM191 39V38H190ZM5 40V39H4ZM14 40H15V38H14ZM18 40V39H17ZM24 40V39H23ZM22 40V41H23ZM45 41L46 43H48V44H46L47 46L48 45H50V52H53V53H51L52 55L53 54H55V56H54V58L55 59H57V60H54V61H57L56 62V64L57 63H61V65H63L62 66V68L64 67V65H67V67H65V69H67L68 67H69V69L68 70H66L65 71V69H64V71L62 72V71H59V73L57 72V73H53L54 75H52V74H49V73H51V72H49V73H47L46 72V70H45V64L44 63H42V62H40L39 63V60H37L38 61V63L37 62H35V61H33L34 59L32 58V55H34L35 56V54H32V53H30L29 51H27L26 50V48H30V50H31V48H32V46H33V44H36V43H38V42H41V41ZM102 40V41H101ZM136 40V39H135ZM196 40V41H195ZM206 40V39H205ZM210 40H213L212 38L210 39ZM259 40V39H258ZM0 41H2L1 43H3V38H2V40H0ZM6 41V40H5ZM11 41V43H12V45L14 46V44H13V42H12V40H10ZM10 41L9 40H7L6 41V43L4 42V44H2V46L0 47V54L2 55V54H4L5 52H3L4 50H7V49H5L4 48V46H5V44H6V46H7V42H9L10 43ZM16 41V40H15ZM21 41V42H22ZM43 41V42H44ZM120 42L122 43V44H120ZM205 42V41H204ZM208 42V41H207ZM233 42H234V40H233ZM260 42V41H259ZM19 43V42H18ZM17 43V44H18ZM75 43V42H74ZM78 43V42H77ZM77 43H75V45H77ZM119 43V44H118ZM258 43V42H257ZM41 44H42V42H41ZM249 44V43H248ZM39 45V44H38ZM46 45H44V46H46ZM40 46V45H39ZM178 46H180V50H181V54H182V58H180V59H178L177 61H175L176 60V58H173V56H175L176 54H178L179 53V51L180 50H175L176 48H178ZM224 47H226V48H228V51H229V49H230V45H223ZM257 46V45H256ZM8 47V46H7ZM36 48H37V46H35ZM176 47V48H175ZM36 48H34V50H36ZM42 47L40 46V49H41ZM46 48V47H45ZM126 48H130V50H128V55H125V54H123V51L124 50H126ZM258 48H259V46H258ZM263 48V47H262ZM47 49V48H46ZM49 49V48H48ZM182 49H183V52H182ZM264 49V48H263ZM262 49V50H263ZM32 50H33V48H32ZM38 50H39V48H38ZM37 50V51H38ZM43 50H44V48H43ZM80 50V49H79ZM78 50V51H79ZM81 50H83V49H81ZM226 50V49H225ZM245 51H246V48L244 49ZM248 50V49H247ZM259 50V49H258ZM9 51V50H8ZM11 51H13V50H11ZM49 51V50H48ZM89 51V50H88ZM213 51V52H214ZM230 51H232V50H230ZM248 51H250V50H248ZM43 53V51H40V52H38V53H40V54H42ZM33 53H34V51H33ZM36 53V52H35ZM46 53V52H45ZM45 53H44V55H45ZM86 53V52H85ZM90 53V54H91ZM206 53V54H205ZM230 53V52H229ZM8 54H10V53H8ZM38 55L37 54V56H39V57H41V55ZM48 55H49V52L47 53ZM76 54H77V52H76ZM226 54V53H225ZM232 54V53H231ZM246 53H244V55H245ZM5 55H6V53H5ZM208 55V56H207ZM242 55H243V53H242ZM247 55H248V53H247ZM262 55V54H261ZM33 56V57H34ZM83 56H85L84 54H83ZM181 56V55H180ZM234 56V55H233ZM233 56H230L231 58L233 57ZM1 57V56H0ZM7 57V56H6ZM92 57V56H91ZM216 57V56H215ZM241 57V56H240ZM239 57V58H240ZM8 58V57H7ZM9 58H10V56H9ZM51 58H52V56H51ZM50 58V59H51ZM53 58V59H54ZM87 58V57H86ZM238 58V57H237ZM2 59V58H1ZM45 59V56H44V58L42 59V60H44ZM47 59V58H46ZM81 59V58H80ZM84 59H85V57H84ZM83 59V60H84ZM89 59H90V57H89ZM174 59V60H173ZM49 60V59H48ZM200 60V61H199ZM261 60V61H260ZM1 61H3V60H1ZM0 61V62H1ZM86 61V60H85ZM224 61H226L225 59H224ZM260 61V63H258ZM45 63H46V61H44ZM49 62V61H48ZM51 62V61H50ZM89 62V61H88ZM95 63V62H94ZM249 65H247V64ZM49 64V63H48ZM53 64V63H52ZM90 64H92V63H90ZM89 64V65H90ZM96 64V63H95ZM262 64L260 65V67L262 66ZM0 65H1V63H0ZM3 65H4V63H3ZM22 65V66H21ZM55 65V64H54ZM59 65V64H58ZM81 65H83V67H81V68H79ZM94 65V64H93ZM165 65H167V66H169V65H172V67H173V69H171L172 71H169V72H167L166 71V68H165ZM56 66V65H55ZM95 66V65H94ZM94 66H92V69H94ZM223 66V65H222ZM52 67V66H51ZM59 67V66H58ZM61 67V66H60ZM225 67V66H224ZM258 67H259V65H258ZM264 67V66H263ZM55 68V67H54ZM57 68V67H56ZM169 68V67H168ZM52 69V68H51ZM86 69H84V70H86ZM91 69V70H92ZM96 69V68H95ZM170 69V68H169ZM209 69H210V67H209ZM222 69H223V67H222ZM261 69V68H260ZM263 69V68H262ZM58 70V69H57ZM63 70V69H62ZM89 70V69H88ZM87 70V71H88ZM128 70H132L133 72H134V76L133 75H131V73H129V71ZM211 70V69H210ZM223 70H225V71H223V73L224 72H226V69H223ZM52 72H53V70H51ZM214 71V72H215ZM220 70H218V72H219ZM261 71V70H260ZM45 72V73H44ZM81 72H83V71H81ZM85 72V71H84ZM84 72H83V74H84ZM92 72V71H91ZM17 73V72H16ZM40 73L42 74L41 76H44V74H46V76H45V80L42 82V81H39L38 83L37 82H34V81H36L34 78H38L39 77V75H40ZM93 73V72H92ZM228 73V72H227ZM230 73V72H229ZM235 73V74H236ZM133 74V73H132ZM225 74V73H224ZM7 75V74H6ZM12 75V74H11ZM17 74H15V76H16ZM217 75V74H216ZM18 76V77H19ZM167 77V81H169V82H171L172 84H173V87L175 86V90L173 91V93H171V92H169L167 89H166V87H165V83L164 82H162V81H160V79L162 78V77ZM250 76V75H249ZM3 77V78H2ZM7 77H9V75L7 76ZM11 77V76H10ZM33 78V79H30V78ZM84 77V79H86ZM161 77V78H160ZM258 77V76H257ZM17 78V77H16ZM253 78V77H252ZM18 79V82L20 81ZM225 79V78H224ZM42 80V79H41ZM247 80V81H246ZM251 80H253V79H251ZM250 80V81H251ZM16 82H17V79L15 80ZM14 81V82H15ZM37 81H38V79H37ZM250 81H249V83H250ZM12 83H13V81H12ZM22 83V82H21ZM120 83V84H121ZM20 83H18V85H19ZM14 84H12V86H13ZM89 85V84H88ZM250 85H251V83H250ZM2 86V85H1ZM6 89H8L7 88V86H5V85H3ZM11 86V85H10ZM9 86V90H10V87ZM120 86V85H119ZM26 87H25V91L24 90H21V91H24V92H26L27 90H26ZM88 87V86H87ZM90 87V88H91ZM3 87H1V89H2ZM84 88V87H83ZM93 88V87H92ZM112 88V87H111ZM5 89V90H6ZM21 89H24V87L23 88H21ZM41 89V91H43ZM81 89V88H80ZM87 89V88H86ZM164 89H166V90H164ZM9 90H8V92H9ZM16 90H18L17 88H16ZM19 90H20V87H19ZM83 90H85V89H83ZM242 90H245V88H243ZM249 90L251 91V89L249 88ZM255 90V89H254ZM89 91V90H88ZM87 91V92H88ZM92 91V90H91ZM117 91H119V90H117ZM223 91V90H222ZM247 91V90H246ZM4 92V91H3ZM2 91L0 92V103H1V101H2V94H4V97H6V95L5 94H7L6 93V91H5V93H3ZM28 92V93H29ZM85 92H86V90H85ZM120 92V91H119ZM124 92H122V93H124ZM256 92L257 91H255V92H253V89H252V92L251 93H248V94H246L242 99H241V101H240V105H241V108H242V110H244V109H247V108H249L250 106H252V105H255L256 104V102H255V104H254V100H255V98H256ZM40 93H42V92H40ZM84 93V92H83ZM95 93V92H94ZM242 93V92H241ZM245 93V92H244ZM18 94H22V93H20V91H19V93H17L16 92V95H15V97L16 98H20V96H18ZM93 94V93H92ZM125 94V93H124ZM225 94H226V97H227V101H225V103H227L228 102V100H229V102L231 101V99L233 100V99H235V96L231 93V92H229L228 90L225 92ZM24 95H26V94H24ZM38 95V94H37ZM50 95V96H51ZM18 96V97H17ZM22 96V95H21ZM29 96V97H30ZM40 96V95H39ZM115 96V95H114ZM132 96V95H131ZM14 97V98H15ZM28 97V96H27ZM27 97H25V98H27ZM41 97V96H40ZM96 97V96H95ZM124 97H126V96H124ZM129 97H130V95H129ZM133 97H134V95H133ZM7 98V97H6ZM24 98V99H25ZM110 98V97H109ZM111 98H113V97H111ZM111 98H110V100H111ZM128 98V97H127ZM5 99V98H4ZM21 99V98H20ZM24 99H21V101L23 100V103H24ZM91 99V98H90ZM134 99V98H133ZM237 99V98H236ZM235 99V100H236ZM17 100V99H16ZM19 100V99H18ZM17 100V101H18ZM99 100V99H98ZM109 100V101H110ZM26 101V100H25ZM28 101H30V98H29V100ZM27 101V102H28ZM108 101V102H109ZM114 101V100H113ZM10 102H11V100H10ZM129 102V101H128ZM138 102H136V103H138ZM214 105H219L218 103H219V98L218 97H215V99H214ZM222 102V101H221ZM3 103V102H2ZM12 103H14L15 104V102H12ZM11 103V105H14V104H12ZM18 103H20V101H18V102H16V104H18ZM29 103V102H28ZM61 105L60 106H55V108H56V114L57 115H59V116H61L62 118H67L66 120H64V121H66V124H67V129H66V127H64L66 130H67V132L69 131V132H71V134H72V132H75V135H78V133H80L81 132V130H83L84 131V135H85V137L87 138V140L89 141V142H91L92 144H91V146H87L86 145V148H79V149H77L76 147H74V149H77V151L79 150V153L81 154V153H84V151L85 150H92V149H94V147H95V144H99L100 146H102L103 147V149H105L106 150V152H111V150L112 149H114L115 150V148H119V149H121V147H124L125 146V141H122V140H120V139H117L116 137H115V134H114V131H116L115 130V124H116V119H115V116L112 114V112L111 111H108V109L110 110V106H109V104L107 105V107H105L104 108V106H103V110H100V111H98V112H96L95 113V115H97L96 117H94V119L93 120H91V119H89L88 118V116H87V118H84L81 122H77V121H79L78 120V118H80L79 117V115H78V113H76L74 110L75 109H73L72 107H64L63 105H62V103L61 102H59ZM58 103V104H59ZM124 104H125V106H126V103H127V101L125 102H123ZM134 103V102H133ZM258 103V102H257ZM15 104V105H16ZM21 104H22V102H21ZM33 104V103H32ZM31 104V105H32ZM54 104H56V103H54ZM53 104V105H54ZM104 105H105V101H104V103H103ZM114 104V103H113ZM112 104V105H113ZM117 104V103H116ZM130 104H131V102H130ZM221 104V103H220ZM260 104V103H259ZM3 105V104H2ZM10 105V104H9ZM23 105V104H22ZM26 105H27V103H26ZM30 105V106H31ZM50 105H48V106H50ZM88 105V104H87ZM87 105H85V106H87ZM90 105V104H89ZM128 105V104H127ZM237 105H239V104H237ZM8 106V105H7ZM20 106V105H19ZM30 106H26V107H30ZM33 106V105H32ZM47 106V107H48ZM63 106V107H62ZM100 106H102L101 104H100ZM115 106H117V105H115ZM211 106H212V104H211ZM12 107V106H11ZM25 107V108H26ZM34 107V106H33ZM112 107V106H111ZM224 107H226V106H224ZM223 107V108H224ZM258 107V106H257ZM6 108V107H5ZM8 108V107H7ZM12 108H16V107H12ZM32 108V107H31ZM88 108V107H87ZM92 108H93V106H92ZM95 108V107H94ZM132 108V107H131ZM218 109V108H216L217 110H215L214 112L212 111V112H210L211 113V115H213L215 118H217V119H222V117H225V116H228V114H229V112H228V108L226 107V108H224V109ZM2 109H4V106H3V108ZM18 109H20L19 107H18ZM33 109V108H32ZM31 109V110H32ZM49 109H51L50 107H49ZM116 109V108H115ZM130 109V108H129ZM143 109V108H142ZM52 110V109H51ZM55 109H53V111H54ZM86 110V108L84 109V112H86L85 111ZM258 110H259V112H262L263 111V109L262 108H259L258 107ZM12 111V110H11ZM47 111H49V110H47ZM79 111V110H78ZM89 111H91V112H93V110H90L89 109ZM97 111V110H96ZM143 111V110H142ZM1 112V111H0ZM4 112V111H3ZM3 112H1L2 113V115L4 114ZM95 112V111H94ZM93 112V113H94ZM116 112V111H115ZM1 113H0V115H1ZM80 113V112H79ZM81 113H83V109H81ZM6 114V113H5ZM4 114V115H5ZM18 114V113H17ZM48 114V113H47ZM50 114V113H49ZM54 114V113H53ZM86 114V113H85ZM13 115H15V113L13 114ZM51 115V114H50ZM88 115V114H87ZM95 115H93V116H95ZM261 115V114H260ZM20 116H19V118H20ZM117 116V115H116ZM3 117V116H2ZM6 117V116H5ZM10 117H13V116H10ZM53 117H55L54 115H53ZM57 117V116H56ZM83 117H84V115H83ZM85 117H86V115H85ZM136 118H137V116H135ZM139 117H140V115H139ZM170 117H172V120H175L173 123H171V122H169V118ZM185 117V116H184ZM18 117H17V119H19ZM135 118V119H136ZM6 119V118H5ZM59 118H57V121H60V120H58ZM138 119V118H137ZM15 120H16V118H15ZM77 120V121H76ZM132 120H134V118H132ZM178 120V119H177ZM179 120H180V118H179ZM230 120V119H229ZM1 121V120H0ZM3 121V120H2ZM53 121H54V119H53ZM56 121V120H55ZM56 121V122H57ZM62 121H63V119H62ZM130 121V120H129ZM6 122V121H5ZM139 122V121H138ZM4 123V122H3ZM48 123H51V122H48ZM63 123V122H62ZM132 123V122H131ZM140 123V122H139ZM6 124V123H5ZM58 124H59V122H58ZM64 124V123H63ZM0 125H1V122H0ZM53 125V124H52ZM62 125V124H61ZM127 125V124H126ZM132 125H133V123H132ZM137 125V124H136ZM4 126H6V125H4ZM63 126V125H62ZM3 127V126H2ZM0 128H1V126H0ZM50 128L52 129V132L50 131ZM54 128H56L55 127V125H54ZM64 128H62V129H64ZM246 128V127H245ZM47 129H49L48 131H47ZM57 129V128H56ZM64 129V130H65ZM118 129V128H117ZM243 129V128H242ZM64 130L62 131V135H63V132H64ZM1 131V130H0ZM2 131H4L3 129H2ZM1 131V132H2ZM58 131V130H57ZM5 132V131H4ZM32 132V133H31ZM37 132V133H38ZM59 132H60V130H59ZM68 132V133H69ZM196 132V131H195ZM244 132V131H243ZM242 132V133H243ZM58 133V132H57ZM124 133V132H123ZM122 133V134H123ZM187 133V132H186ZM191 133V132H190ZM1 134V133H0ZM2 134H3V132H2ZM1 134V135H2ZM61 134V133H60ZM59 134V135H60ZM67 134V133H66ZM117 134V133H116ZM121 134V133H120ZM151 134V135H150ZM193 134V133H192ZM244 134V133H243ZM37 135V134H36ZM58 135V134H57ZM64 135H65V132H64ZM152 135H154V136H152ZM188 135V134H187ZM190 135V134H189ZM222 135V134H221ZM2 136H5V135H2ZM2 136H0V138H2L3 139V137ZM8 136V135H7ZM25 138H24V137ZM38 136V135H37ZM68 136V135H67ZM118 136V135H117ZM128 136V135H127ZM151 136L152 137H155V141H152L151 139ZM162 136V137H161ZM9 137V136H8ZM57 137V139H58V136H56ZM70 137V136H69ZM79 137H80V134H79ZM78 137V138H79ZM258 137V136H257ZM37 138V137H36ZM41 138V137H40ZM54 138H55V136H54ZM53 138V139H54ZM60 138V137H59ZM62 138H63V136L61 137V140H58V141H56V138H55V142H54V140H52L51 139V137L49 138V140L51 139V141H52V144H53V142H54V144H55V147H57V146H59L60 148H61V150L63 149V152L65 151L66 153H67V149L65 150V148H67V147H69L72 143H73V141H72V139L73 138H71V140H62ZM128 138V137H127ZM157 138H159V139H157ZM161 138V139H160ZM166 138V140H164V139ZM261 138V137H260ZM5 139H6V136H5ZM4 139V140H5ZM38 139V138H37ZM64 139V138H63ZM192 139V138H191ZM1 140V139H0ZM74 140V139H73ZM79 140V139H78ZM189 140V139H188ZM6 141V140H5ZM35 141V140H34ZM38 141V140H37ZM51 141H50V143H51ZM80 141H83V137H81V140ZM128 141H129V139H128ZM261 141L262 140H258V142L259 143H261ZM0 142H2V141H0ZM4 142V141H3ZM36 142V141H35ZM76 141H74V144H77V142L75 143ZM84 142V141H83ZM172 142V141H171ZM170 142V143H171ZM5 143V142H4ZM3 143V144H4ZM13 143V142H12ZM20 143L18 144V145H20ZM49 143V141H48V144H50ZM86 143V142H85ZM227 143V142H226ZM36 144V143H35ZM40 144H42L41 142H40ZM80 144V143H79ZM195 144V143H194ZM46 145H47V143H46ZM46 145H44V147H43V153L46 155V153H48V151H49V149L47 148V146ZM51 145V144H50ZM78 145V144H77ZM81 145H83V144H81ZM130 145V144H129ZM173 145V144H172ZM242 145V144H241ZM261 145H264L263 143L261 144ZM1 146V145H0ZM4 146H7V145H4ZM43 146V145H42ZM74 146H76V145H74ZM144 146V147H143ZM166 146V145H165ZM170 146H171V144H170ZM238 146V145H237ZM258 146H259V144H258ZM40 147V146H39ZM55 147H53V148H55ZM70 147H72V146H70ZM191 147V146H190ZM240 147V146H239ZM244 147V146H243ZM243 147L240 149V151L239 150H236L235 151V149H233V146L232 145H230V148H229V150H226V151H224V152H217V153H215L214 155H212V153L210 154V155H208V156H213L214 158H216L217 160H220V161H222L221 163H225V164H228V163H231V162H233V163H235L237 166L238 165H240V168H241V165H242V163H244L245 164V162L247 161H249L250 163H255V161L257 160L254 156V154H252V152H250L248 149H243ZM31 148H33V147H31ZM50 148H51V146H50ZM58 148V147H57ZM100 148V147H99ZM179 148H180V144H178V145H176L175 147H172V148H167L165 151H164V153H163V155H162V157L159 159L160 161H161V164L160 163H158V165L156 166V165H154V166H156L155 167V169L153 170L154 172H153V174H152V176H151V179H149L150 177H148L147 179H149L147 182H150V183H152V184H154V183H158L159 184V190L161 191V192H159V191H157V192H159V193H157L156 194V196L152 199V202H150L151 204H150V206L149 207H145V208H147L146 210H140L141 209V206L139 205V207H140V211H137V212H134L133 211V213L130 211V213L132 214V216L134 217V219H135V222H137V221H139V220H141L142 222H145V223H143L144 225L142 226L143 228H145L144 230H145V235H149V237L150 236H153V235H158V234H160V235H166L165 233L166 232H164L163 230H165L163 227H162V225L160 226V228H157V226L155 227V223H156V218H157V215H156V209L158 210V208H160V209H165V211L167 212V208L169 207V206H167L166 204H168V203H166V201L167 200H165V196H166V191H167V189L165 188V183H164V180H163V178L161 177V175H163L164 173H163V170L162 169H164V165H163V163H165L167 160H168V158H175V159H177V160H179L180 162H188V161H191L192 162V156H186V155H182L180 152H179ZM194 148H195V146H194ZM227 148V147H226ZM246 148H248V147H246ZM264 148V147H263ZM28 149V148H27ZM70 149V148H69ZM239 149V148H238ZM14 150V149H13ZM57 150V149H56ZM71 150V149H70ZM97 150H98V148H97ZM104 150V151H105ZM118 150V149H117ZM183 150V149H182ZM264 150V149H263ZM51 151V150H50ZM74 151V150H73ZM102 151V150H101ZM128 151H130V150H128ZM253 151V150H252ZM63 152H61V153H63ZM69 152V151H68ZM71 152V151H70ZM75 152V151H74ZM105 152V153H106ZM139 152H141V151H139ZM142 152H144V150H142ZM162 151H160V153H161ZM183 152V151H182ZM15 153V151L14 152H12L11 151V149L10 148H4V150L3 151H1L0 152V165H2V162L5 164V162L6 161H8V160H12V156H13V154ZM42 153V154H43ZM56 153V152H55ZM55 153H54V155H55ZM59 153V152H58ZM90 153H91V151H90ZM94 153V152H93ZM92 153V154H93ZM114 153V152H113ZM130 153V152H129ZM60 154V153H59ZM84 154H86V153H84ZM91 154V155H92ZM94 154H96V153H94ZM116 153H114V155H115ZM125 154H128V153H125ZM148 154V153H147ZM51 155H53L52 153H51ZM63 155H65V153H63ZM67 155V154H66ZM78 155V154H77ZM81 155H83V154H81ZM88 155V154H87ZM97 155V154H96ZM112 153L110 154V158H111V160L110 161H108V162H106V163H101L100 164V167H97L98 168V170H97V175H98V177H100V178H102L103 179V177H108L109 179H112L113 180V187L112 186H110V188H111V190H109V191H111V193H113L114 192V194L112 195L111 194V196H110V194H107V195H105V194H103V195H105V198H104V203H106V204H104V210L102 211V214L101 215H103L102 217H105V219H107L108 220V223H109V225L112 227V229H113V227H115L116 228V230H118L117 229V223L119 222V220H120V215H119V212L121 211H119V209L120 208H124V206H126V205H128V202H130V200L132 199V197L131 198H129V197H127V196H123V195H119L118 193L119 192H122V187H120L121 186V184L124 182V181H126V182H128L129 184L128 185H132V184H134L135 183V173L136 172H138V170H141L142 172H144L145 171V169H144V167L145 166H143V168H141L140 166H141V164H143L141 161V159H138V158H136V160H137V162H135L137 165H135L136 167H134V169L131 167L130 169L131 170H129V171H126V172H124V173H122V174H120V172L118 173V171L117 170H113L114 169V167H115V165H113V162H115V163H117V160H115L116 158H115V156H114ZM117 155V154H116ZM44 156V155H43ZM69 156V155H68ZM68 156H67V158H68ZM107 156V157H108ZM118 156V155H117ZM130 156V155H129ZM129 156H128V158H129ZM144 156V155H143ZM149 156V155H148ZM147 156V157H148ZM69 157H71V156H69ZM74 157V156H73ZM89 157V156H88ZM94 157V156H93ZM100 157H102V155L100 156ZM99 157V158H100ZM127 157V156H126ZM146 157V158H147ZM152 157V156H151ZM158 157H159V155H158ZM65 158V157H64ZM67 158H65V159H67ZM79 158V157H78ZM81 158H83V157H81ZM106 158V157H105ZM115 158V159H114ZM132 158V157H131ZM209 158V157H208ZM63 159V158H62ZM107 159V158H106ZM151 159V158H150ZM156 159V158H155ZM162 159V160H161ZM174 159V160H175ZM80 160V159H79ZM88 160V159H87ZM91 160V159H90ZM101 160V159H100ZM119 160V159H118ZM132 160H133V158H132ZM148 160V159H147ZM173 160V161H174ZM215 160V159H214ZM260 160V159H259ZM259 160H257L258 162H259ZM5 161V162H4ZM83 161H84V159H83ZM95 161H97V160H95ZM99 161V160H98ZM98 161H97V163H98ZM103 161V160H102ZM107 161V160H106ZM120 161V160H119ZM118 161V162H119ZM123 161V160H122ZM129 161V160H128ZM127 161V162H128ZM153 161V160H152ZM160 161H158V162H160ZM172 161V160H171ZM179 161H178V163H179ZM216 161V160H215ZM261 161L262 162H264V157H262L261 158ZM92 162V161H91ZM246 162V163H247ZM248 162V163H249ZM33 163H35V162H33ZM81 163H83V162H81ZM120 163H122V162H120ZM126 162L124 161V164H125ZM151 163V162H150ZM153 163V162H152ZM171 163H173V162H171ZM249 163V164H250ZM32 164V163H31ZM30 164V165H31ZM39 164V163H38ZM84 164V163H83ZM88 164V163H87ZM92 164V163H91ZM95 164V163H94ZM166 164V163H165ZM168 164H170V163H168ZM90 165V164H89ZM98 165V164H97ZM148 165V164H147ZM175 165V164H174ZM178 165V164H177ZM189 165H190V163H189ZM234 165V164H233ZM16 166H19V165H17L16 164ZM35 166V165H34ZM34 166H33V168H34ZM38 166V165H37ZM88 166V165H87ZM121 166H122V164H121ZM171 166V165H170ZM173 166V165H172ZM184 166V165H183ZM224 166V165H223ZM40 167V166H39ZM38 167V168H39ZM124 167V166H123ZM138 167V168H137ZM148 167H149V165H148ZM165 167H167V166H165ZM244 167H246V165H244ZM4 168V167H3ZM7 168V167H6ZM16 168V167H15ZM79 168V167H78ZM90 168V167H89ZM129 168V167H128ZM147 168V167H146ZM228 168V167H227ZM226 168V169H227ZM243 168V167H242ZM253 168V167H252ZM251 168V169H252ZM258 168V167H257ZM0 169H1V166H0ZM13 169V168H12ZM40 169V168H39ZM80 169H81V167H80ZM85 169V168H84ZM87 169H88V167H87ZM93 169V168H92ZM123 169V168H122ZM127 169V168H126ZM238 169V168H237ZM247 169V168H246ZM6 170V169H5ZM18 169H16V172L18 173V171H17ZM20 170V169H19ZM37 169H35V171H36ZM93 170H95V169H93ZM120 170V169H119ZM148 170V169H147ZM150 170V169H149ZM178 170V169H177ZM1 172H3V174L2 173H0V174H2V176L0 177V184H3V182L4 181H7V183L9 182V179H7L8 177L10 178L11 176H9V173L8 172H6V174H5V172L3 171V170H0ZM10 171L12 172L13 170H11V168H10ZM9 171V172H10ZM79 171H83V170H79ZM78 171V172H79ZM92 172V170H86V172ZM122 171V170H121ZM254 171H256V170H254ZM10 172V173H11ZM76 172V171H75ZM94 172V171H93ZM93 172H92V174H93ZM96 172V171H95ZM150 172V171H149ZM148 172V173H149ZM224 172H227V171H224ZM251 172V171H250ZM249 171H247V173H250ZM79 173H81V172H79ZM103 173H104V176H103ZM163 173V174H162ZM174 173V172H173ZM245 173H246V170H245ZM12 174H14L15 176H16V173L14 172H12ZM12 174H10V175H12ZM70 174V173H69ZM76 174H78V173H76ZM84 174V173H83ZM89 174V173H88ZM95 174V173H94ZM150 174V173H149ZM225 174V173H224ZM252 174V173H251ZM14 175H12V177L14 176ZM20 175H21V173H20ZM45 175V174H44ZM91 175V174H90ZM142 175H144V174H142ZM176 175V174H175ZM229 175V174H228ZM17 176H19V175H17ZM16 176V177H17ZM75 176V175H74ZM77 176L78 175H76V178H77ZM81 176V175H80ZM87 176V175H86ZM85 176V177H86ZM92 176H94V175H92ZM91 176V177H92ZM102 176V177H101ZM137 176H138V174H137ZM145 176H147V175H145ZM163 176H165V175H163ZM243 176V175H242ZM246 176H247V174H246ZM250 176V175H249ZM89 177V176H88ZM173 177V176H172ZM15 178V177H14ZM73 178H75V177H73ZM140 178V177H139ZM139 178H138V181H139ZM177 178V177H176ZM175 178V179H176ZM7 179V180H6ZM41 179V178H40ZM143 179V178H142ZM170 179V178H169ZM85 180H87V182H86V184H87V186H89L90 187V185H91V181L89 180V179H85ZM89 180V181H88ZM92 180H93V178H92ZM97 180H99V179H97ZM106 180V179H105ZM108 180V179H107ZM135 180V181H134ZM223 180V177H221L220 179H217L216 181H214V184L213 185H217L218 183H220L221 181ZM227 180V179H226ZM20 181V180H19ZM18 181V182H19ZM95 181V180H94ZM145 180H143V182H144ZM17 182V181H16ZM106 182V181H105ZM108 182V181H107ZM106 182V183H107ZM134 182V183H133ZM142 182V181H141ZM142 182V183H143ZM179 182V181H178ZM112 183V182H111ZM146 183V182H145ZM144 183V184H145ZM188 183V182H187ZM78 184V183H77ZM99 184V183H98ZM100 184H101V182H100ZM30 185V184H29ZM32 185V184H31ZM111 185V184H110ZM120 185V186H119ZM135 185H137V182H136V184ZM140 186H141V184H139ZM155 185V184H154ZM3 186V185H2ZM79 186V185H78ZM93 186V185H92ZM101 186V185H100ZM126 186V185H125ZM142 186H143V184H142ZM1 187V186H0ZM7 187V186H6ZM85 187V186H84ZM129 187V186H128ZM145 187V186H144ZM150 187V186H149ZM152 187V186H151ZM151 187H150V189H151ZM18 188V187H17ZM73 188V187H72ZM91 188V187H90ZM106 188H108L107 186H106ZM126 188V187H125ZM153 188V187H152ZM155 188H156V186H155ZM154 188V189H155ZM158 188V187H157ZM168 188V187H167ZM2 189H4V188H2ZM2 189H0V196L1 195H4L3 194V190ZM86 189H87V187H86ZM134 189V188H133ZM140 189V188H139ZM255 188H253L252 190H254ZM7 190V189H6ZM143 190V189H142ZM77 191V190H76ZM80 191V190H79ZM104 191H106L107 192V190H104ZM141 191V190H140ZM154 191V193H155V190H153ZM152 191V192H153ZM5 192V191H4ZM89 192V191H88ZM142 192V191H141ZM146 192H147V190H146ZM169 192V191H168ZM206 192H208L207 190H206ZM10 193V192H9ZM75 193V192H74ZM94 193V192H93ZM145 193V192H144ZM143 193V194H144ZM148 193V192H147ZM173 193H175V192H173ZM204 193H205V190H204ZM202 194L203 195V197H204V195L206 194ZM92 194V193H91ZM97 194V193H96ZM153 194V193H152ZM208 194V193H207ZM255 194H256V192H255ZM9 195V194H8ZM7 195V196H8ZM72 195H74L73 193H72ZM108 195H109V197H108ZM127 195V194H126ZM131 195H134V194H131ZM137 195H138V193H137ZM137 195H135V196H137ZM140 195V194H139ZM153 195H155V194H153ZM194 195V194H193ZM209 195V194H208ZM92 196H93V194H92ZM142 196V195H141ZM140 196V197H141ZM168 196V195H167ZM166 196V198L168 199V197ZM173 196V195H172ZM195 196H196V194H195ZM198 196H200V195H198ZM207 196V195H206ZM205 196V197H206ZM229 196H232V195H229ZM242 196V195H241ZM3 197V196H2ZM1 197V198H2ZM5 197V196H4ZM88 197H89V195H88ZM143 197V196H142ZM148 197H150V196H148ZM147 197V198H148ZM243 197V196H242ZM245 198H247L246 197V195L244 196ZM258 197V196H257ZM14 198V197H13ZM94 198V197H93ZM98 198L99 197H97L96 199L98 200ZM151 198V197H150ZM149 198V199H150ZM195 198V197H194ZM234 198V197H233ZM5 199V198H4ZM101 199V201H102V198H100ZM142 199V198H141ZM176 199V198H175ZM232 199V198H231ZM236 199V198H235ZM238 200H239V198H237ZM241 199V198H240ZM250 199V198H249ZM248 199V200H249ZM12 200V199H11ZM133 200H135V198L133 199ZM139 200V199H138ZM142 200H145V199H142ZM141 200V201H142ZM230 200V199H229ZM242 200V199H241ZM1 201H3L2 199H1ZM6 201V200H5ZM4 201V202H5ZM27 201V200H26ZM137 201V200H136ZM200 201V200H199ZM231 201V200H230ZM243 201V200H242ZM94 202V201H93ZM134 202V201H133ZM197 202V201H196ZM244 202H245V204L247 203L246 202V200H244ZM27 203V202H26ZM132 203V202H131ZM141 203V202H140ZM170 203H171V201H170ZM230 203V202H229ZM255 203V202H254ZM3 204H5V203H3ZM9 204V203H8ZM7 204V205H8ZM73 204V203H72ZM85 204V203H84ZM87 204V203H86ZM133 204V203H132ZM176 204V203H175ZM181 204V203H180ZM201 207H202V213H201V216H199V215H197L196 213H191V211H192V208L190 209L191 211L189 212V210H188V212H189V214L187 215L186 213H187V211H185L186 213H183V214H186L188 217H189V221H188V223L190 222V223H195L196 221L199 223V221H198V219L201 217V218H204L205 220L204 221H206V227H208V228H213V226L214 225H212V223H211V216H213L212 215V212H210V209H209V206L207 207V204H205L204 202H202L201 201ZM216 204V203H215ZM10 205V204H9ZM28 205V204H27ZM30 205V207H31V204H29ZM97 205V204H96ZM130 205V204H129ZM143 206H145V205H147V204H142ZM171 205V204H170ZM242 205V204H241ZM244 205V204H243ZM250 205V204H249ZM36 206V205H35ZM35 206H33L34 208H35ZM134 206V205H133ZM133 206H131L130 205V207L132 208ZM142 206V207H143ZM148 206V205H147ZM178 206H179V204H178ZM185 206V205H184ZM230 206V205H229ZM248 206V205H247ZM1 207V206H0ZM3 207V206H2ZM5 207V206H4ZM7 207V206H6ZM32 207V209H33V211H34V208ZM81 207H83V206H81ZM90 207H93V205L91 206L90 205ZM98 207V206H97ZM102 207V206H101ZM167 207V208H166ZM187 207V206H186ZM232 207V206H231ZM246 207V206H245ZM244 207V208H245ZM89 208V207H88ZM103 208V207H102ZM134 208V207H133ZM170 208H172L171 206H170ZM175 208V207H174ZM182 207H180V209H181ZM217 208H219V207H217ZM216 208V209H217ZM238 208H240V207H238ZM243 208V206H242V209L243 210H245ZM251 208V206H249V209ZM6 209V208H5ZM90 209V208H89ZM92 209H94V208H92ZM91 209V210H92ZM125 209V208H124ZM123 209V210H124ZM127 209H129V208H126V211H127ZM136 209V208H135ZM155 209V210H154ZM169 209V208H168ZM183 209V208H182ZM198 209V208H197ZM233 209V208H232ZM248 209V208H247ZM248 209V210H249ZM79 210V209H78ZM95 210V209H94ZM131 210H133V209H131ZM171 210V209H170ZM176 210H177V208H176ZM186 210V209H185ZM212 210H213V208H212ZM234 210V209H233ZM240 210V209H239ZM163 212H164V210H162ZM179 212L181 211V210H178ZM183 211V210H182ZM181 211V212H182ZM215 211V210H214ZM232 211V210H231ZM242 211V210H241ZM96 212H98V210L96 211ZM160 212V211H159ZM159 212H157L158 214H159ZM177 212V211H176ZM180 212V214H182ZM246 212V211H245ZM245 212H244V214H245ZM79 213V212H78ZM91 213V212H90ZM99 213V212H98ZM121 213V212H120ZM129 213V214H130ZM162 213V212H161ZM238 213V212H237ZM243 213V212H242ZM85 214V213H84ZM94 214H96V213H94ZM124 214V213H123ZM164 214V213H163ZM169 214H171L170 212H169ZM179 213H177L176 215H180ZM181 215V216H183L184 217V215ZM36 216H37V214H35ZM92 215L93 214H91V219H92ZM101 215H100V217H101ZM125 215H126V213H125ZM161 215V214H160ZM167 215V214H166ZM165 215V216H166ZM172 215V214H171ZM175 215V218L177 217ZM185 215V216H186ZM238 215H239V213H238ZM237 215V216H238ZM33 216H34V213H33ZM74 216V215H73ZM95 216V215H94ZM97 216V215H96ZM123 216V215H122ZM127 216V215H126ZM129 216V215H128ZM162 216V215H161ZM160 216V217H161ZM174 216V215H173ZM172 216V217H173ZM246 216V215H245ZM19 217V216H18ZM22 217V216H21ZM90 217V216H89ZM124 217V216H123ZM166 217H168V216H166ZM242 217V216H241ZM33 218V217H32ZM36 218V217H35ZM75 218V217H74ZM74 218H72V219H74ZM99 218V217H98ZM163 218V217H162ZM187 218V217H186ZM201 218H200V220H201ZM239 218V217H238ZM18 219H20V220H18ZM68 219H70V218H68ZM100 219V218H99ZM173 219V218H172ZM181 219H183V218H181ZM185 219V218H184ZM240 219V218H239ZM9 220H10V218H9ZM12 220V219H11ZM93 220H94V217H93ZM124 220V219H123ZM123 220L121 221V222H123ZM127 220H129V219H126V221ZM169 220H170V217H169ZM244 220H245V218H244ZM25 221V220H24ZM24 221H22L21 220V218H17V221H16V219H15V223H12L11 225H9V224H6V227H12V229H13V231L12 232H14V230L16 231V233H26V232H28V231H31L32 232V230H31V225H29V224H26V222H24ZM75 221V220H74ZM96 221V220H95ZM94 221V222H95ZM106 221V220H105ZM160 221V220H159ZM164 221V220H163ZM176 221V220H175ZM175 221H174V224H175ZM186 221V222H187ZM7 222V221H6ZM28 222H30V221H27V223ZM85 223H84V225L86 224V221H84ZM100 222V221H99ZM104 222V221H103ZM125 222V221H124ZM141 222V223H142ZM177 222H179V221H177ZM181 222V221H180ZM184 222V221H183ZM242 222H243V220H242ZM69 223H70V221H69ZM98 223V222H97ZM129 223H131L130 221H129ZM139 224H141L140 222H138ZM172 223V222H171ZM182 223V222H181ZM181 223H179V224H181ZM189 223V224H190ZM31 224V223H30ZM73 224V223H72ZM71 224V225H72ZM91 224H92V222H91ZM102 224V223H101ZM121 224V223H120ZM133 224H135V223H133ZM137 224V223H136ZM165 224L167 225L168 224V222L166 223L165 222ZM241 224V223H240ZM2 225V224H1ZM0 225V226H1ZM3 225L5 226V224L3 223ZM51 225H53V224H51ZM93 225V224H92ZM95 225V224H94ZM122 225V224H121ZM124 225V224H123ZM127 225H130V224H127ZM132 225V224H131ZM176 225V224H175ZM178 225V224H177ZM184 225H185V223H184ZM188 225V224H187ZM32 226H33V224H32ZM68 226V225H67ZM99 226V225H98ZM120 226V225H119ZM124 226H126V225H124ZM133 226V225H132ZM139 226H141V225H138V226H136V228H138ZM145 226V227H144ZM165 226V225H164ZM181 226V225H180ZM179 226V227H180ZM191 226V225H190ZM203 226V225H202ZM259 226V225H258ZM5 227V228H6ZM61 227H62V224H61ZM69 227H71V226H69ZM69 227H67L68 229H69ZM76 227H77V225H76ZM161 227H162V229H161ZM168 227V226H167ZM183 227V226H182ZM192 227H193V225H192ZM254 227V226H253ZM4 228V229H5ZM35 228V225H34V227H33V229ZM89 228H90V226H89ZM88 227H87V229H89ZM133 228H134V226H133ZM139 228H141V227H139ZM184 228V227H183ZM182 228V229H183ZM196 228V227H195ZM38 229V228H37ZM61 229V228H60ZM67 229V230H68ZM81 229V228H80ZM91 229V228H90ZM90 229H89V231H90ZM97 229H99V228H97ZM111 229V230H112ZM121 229V228H120ZM130 229V228H129ZM184 229H186V231H187V228H186V226H185V228ZM182 230V231H185V230ZM188 229H190V228H188ZM217 229V228H216ZM7 230V229H6ZM9 230V229H8ZM56 229H53V231L51 230V232H54L53 234H55V231ZM73 230V229H72ZM92 230V229H91ZM110 230V231H111ZM124 230V229H123ZM126 230H128L127 228H126ZM126 230H124V232L126 231ZM140 230V229H139ZM166 230H168V229H166ZM173 230V229H172ZM236 230V229H235ZM61 231V230H60ZM66 231V230H65ZM71 231V230H70ZM100 231V230H99ZM120 232L122 231V230H119ZM132 231H135V230H133L132 229ZM138 231V230H137ZM190 231L191 230H189V232H187L188 234L190 233ZM8 232V231H7ZM77 232V231H76ZM91 232H94V231H91ZM95 232H96V230H95ZM106 232V233H105ZM105 232L103 233V234H105V235H107V231L105 230ZM139 232H141V231H139ZM175 232V231H174ZM180 232H181V230H180ZM210 232H211V230H210ZM214 232V231H213ZM1 233V232H0ZM4 233V232H3ZM15 233V234H16ZM33 233H34V231H33ZM48 233H49V231H48ZM72 233H73V231H72ZM102 233V232H101ZM113 233V232H112ZM111 233V234H112ZM137 233L138 232H136V235H137ZM170 233H171V230H170ZM176 233V232H175ZM192 233H194V232H192ZM238 233L239 234H241L240 236H241V240H239L237 243L239 244V243H243L242 241L244 240V239H246V238H248V237H251V238H255V240L256 239H264V231L263 230H259V229H252V228H247V227H245V226H242L241 225V227H239L238 228ZM2 234V233H1ZM6 234V233H5ZM8 234V233H7ZM18 234V235H19ZM26 234H28V233H26ZM26 234H25V236H26ZM40 235H41V233H39ZM38 234V235H39ZM67 234L70 236V234H71V232H67ZM76 234V233H75ZM86 234V233H85ZM84 234V235H85ZM96 234V233H95ZM118 234H120L119 236H121V233H119L118 232ZM128 234H129V232H128ZM139 234V233H138ZM173 234V233H172ZM185 234V233H184ZM211 234H214V233H211ZM3 236H4V234H2ZM8 235H10V233L8 234ZM30 235H31V233H30ZM34 235V234H33ZM37 235V234H36ZM36 235H35V238H36ZM56 235H57V233H56ZM59 235H60V233H59ZM61 235H63L62 233H61ZM78 235V234H77ZM90 235H92V234H90ZM114 234H112V236H113ZM124 235H126L127 236V233H125ZM123 235V236H124ZM167 235H169V234H167ZM177 235V234H176ZM190 235V234H189ZM189 235H187V236H189ZM24 236V235H23ZM43 236V235H42ZM55 236V235H54ZM64 236H66V235H64ZM86 236V235H85ZM93 236V235H92ZM92 236H90L91 238H92ZM111 236V235H110ZM123 236H121V237H123ZM139 236L142 238V234L140 235L139 234ZM171 236V235H170ZM190 236H192V235H190ZM189 236V237H190ZM193 236H194V234H193ZM228 236V235H227ZM11 237H13V235L11 236ZM28 237H30V236H28ZM40 237V236H39ZM51 237V236H50ZM81 237H83V236H81ZM80 237V238H81ZM117 237H118V235H117ZM125 237V236H124ZM128 237V236H127ZM130 237V236H129ZM148 237V238H149ZM165 237V236H164ZM178 237H180V236H178ZM183 237V236H182ZM195 237V236H194ZM16 238V237H15ZM43 238H45V236L43 237ZM43 238H41L40 240H42L43 241ZM62 238H64V237H62ZM72 238V237H71ZM84 238V237H83ZM89 238V237H88ZM132 238V237H131ZM131 238H130V240H131ZM135 238V237H134ZM147 238V239H148ZM163 238V237H162ZM169 238V237H168ZM184 238H186V237H184ZM215 238L217 239V237L215 236ZM215 238H214V236H213V239H214V241H215ZM230 238V237H229ZM250 238V239H251ZM1 239V238H0ZM10 239V238H9ZM46 239V240H45ZM44 239V241L46 242V241H48V238H45ZM68 239V238H67ZM109 238V235L108 236H101V243L100 244H107V242L108 241H112V239H110ZM125 239H127V238H125ZM140 239V238H139ZM145 239V238H144ZM154 239H156V238H154ZM161 239V238H160ZM196 239V238H195ZM232 239V238H231ZM230 239V240H231ZM237 239V238H236ZM2 240V239H1ZM5 240H6V238H5ZM39 240V241H40ZM51 240V239H50ZM49 240V241H50ZM88 240V239H87ZM87 240H85L86 241V243H87ZM91 240V239H90ZM89 240V241H90ZM96 240V239H95ZM94 239L92 240V242L94 243V241H95ZM114 241L116 240V239H113ZM136 240L137 239H135V242H136ZM141 240V239H140ZM149 240V239H148ZM229 240V239H228ZM233 240H235V239H233ZM254 240V241H255ZM6 241H8V240H6ZM5 241V242H6ZM31 241H33V240H31ZM38 241V242H39ZM48 241V242H49ZM54 241V240H53ZM65 241V240H64ZM66 241H68V240H66ZM76 241V240H75ZM84 240H81V242H83ZM124 241H127V240H124ZM131 241H133L134 242V239L133 240H131ZM147 240L145 239V242H146ZM160 241V240H159ZM158 241V242H159ZM163 241H166V240H164L163 239ZM185 241V240H184ZM187 241H190V240H187ZM186 241V242H187ZM192 241V240H191ZM217 241V240H216ZM226 241V240H225ZM35 242V241H34ZM36 242H37V240H36ZM35 242V243H36ZM69 242V241H68ZM74 242V241H73ZM91 241H90V243H92ZM99 242V241H98ZM113 242V241H112ZM112 242H110V243H112ZM117 242V241H116ZM134 242V243H135ZM138 242V241H137ZM173 242V241H172ZM227 243H228V241H226ZM245 242V241H244ZM258 242H260V241H258ZM262 242V241H261ZM2 243H3V240H2ZM2 243H1V245H2ZM7 243V242H6ZM28 243V242H27ZM35 243H33L32 242V244H31V246L30 247H32L33 246V244H35ZM40 243V242H39ZM51 243V242H50ZM61 243V242H60ZM75 243H77V242H75ZM115 242H113V244H114ZM119 243H120V241H119ZM122 243V242H121ZM125 243V242H124ZM126 243H129L128 241L126 242ZM140 243V242H139ZM147 243V242H146ZM151 243V242H150ZM167 243H169V240H168V242ZM230 243V242H229ZM264 243V242H263ZM4 244V243H3ZM9 244V243H8ZM24 244V243H23ZM22 244V245H23ZM45 244V243H44ZM46 244H47V242H46ZM56 244V243H55ZM85 244V243H84ZM88 244V243H87ZM98 244V243H97ZM133 244V243H132ZM137 244V243H136ZM134 244L135 245V247L137 246V245H139V244ZM141 245H142V243H140ZM149 244V243H148ZM148 244H146V245H148ZM153 244V243H152ZM163 244H164V242H163ZM172 244V243H171ZM175 244V243H174ZM215 244H219V242L218 243H216L215 242ZM237 244V245H238ZM262 244V243H261ZM36 245H39L38 243L36 244ZM47 245H49V243L47 244ZM46 245V246H47ZM58 245V244H57ZM77 245V244H76ZM93 245V244H92ZM96 244L94 243V246H95ZM112 245V244H111ZM115 245H116V243H115ZM124 245V244H123ZM145 245V244H144ZM150 245V244H149ZM148 245V246H149ZM230 245V244H229ZM60 246V245H59ZM72 246V245H71ZM89 246H90V244H89ZM110 246V245H109ZM109 246H107V248L109 247ZM117 246H119V245H117ZM121 246V245H120ZM125 247L127 246V245H124ZM131 246V245H130ZM148 246H146L147 248H148ZM151 246V245H150ZM156 246V245H155ZM177 246H179V245H176V247ZM181 246H182V244H181ZM185 246V245H184ZM190 246V245H189ZM188 246V247H189ZM217 246V245H216ZM234 246V245H233ZM18 247V246H17ZM20 248H18V250L16 249V251H10V252H8V253H6V256H8V258L10 257V258H17L18 260L19 259H21L23 262H25V260H26V258H25V252L27 253V251H28V249H27V245L25 246V245H23L22 247L21 246H19ZM49 247V246H48ZM61 247V246H60ZM74 247H76V246H74ZM91 247V246H90ZM115 248H116V246H114ZM113 247V248H114ZM132 247V246H131ZM134 247V246H133ZM152 247V246H151ZM150 247V248H151ZM153 247H154V245H153ZM170 247V249H171V247H172V245H170L169 246ZM199 247V246H198ZM2 248V247H1ZM0 248V249H1ZM35 248V247H34ZM37 248H38V246H37ZM54 248V247H53ZM59 248V247H58ZM69 248H70V245H69ZM89 248V247H88ZM96 248H97V245H96ZM119 248V247H118ZM130 248V247H129ZM162 248V247H161ZM173 248L175 249V247L173 246ZM172 248V249H173ZM229 248V247H228ZM80 249V248H79ZM95 249V248H94ZM103 249V248H102ZM153 249V248H152ZM151 249V250H152ZM154 249H155V247H154ZM156 249H158V248H156ZM171 249V250H172ZM179 249H180V247H179ZM195 249V248H194ZM198 249H200V248H198ZM220 249V248H219ZM221 249H222V247H221ZM231 249V248H230ZM2 251H4L3 249H1ZM0 250V251H1ZM10 250V249H9ZM27 250V251H26ZM30 250V249H29ZM37 250V249H36ZM36 250H31L30 252H35L34 253V255L35 256H37L39 253H38V251H40V250H38V251H36ZM54 250H56V249H54ZM71 250V249H70ZM78 250V249H77ZM81 250V249H80ZM90 250V249H89ZM91 250H93V249H91ZM97 250V249H96ZM115 250V249H114ZM116 250H118V249H116ZM151 250H147V251H149L150 253L151 252H153V251H151ZM169 250V249H168ZM171 250H169V251H171ZM178 250V249H177ZM185 250V249H184ZM186 250H187V248H186ZM218 250V249H217ZM225 250V248L223 249V251ZM229 250V249H228ZM7 250L5 249V252H6ZM58 251H60V250H58ZM74 251V250H73ZM87 251V253H89L90 251H88V250H86ZM95 251V250H94ZM93 251V252H94ZM106 251H107V249H106ZM111 252H112V250H110ZM155 251V250H154ZM181 251H183V249L181 248ZM216 251V250H215ZM230 251V250H229ZM45 252V251H44ZM48 252V251H47ZM66 252H68V251H66ZM92 252V253H93ZM111 252H109V253H111ZM116 252V251H115ZM115 252H114V257H116L115 256ZM172 252V251H171ZM185 252V251H184ZM183 252V253H184ZM209 252H210V250H209ZM233 252V251H232ZM237 252V251H236ZM55 253V252H54ZM71 253H72V251H71ZM71 253H70V255H71ZM80 253V252H79ZM105 253H108V252H105ZM113 253V252H112ZM116 253H118V252H116ZM155 253V252H154ZM157 253V252H156ZM170 253V252H169ZM169 253H167V254H169ZM173 253V252H172ZM189 254H192V252L190 251V252H188ZM206 253H207V251L205 252V256H207L206 255ZM218 253V252H217ZM216 253V254H217ZM223 253V252H222ZM238 253V252H237ZM3 253L1 252V254L0 255H2ZM30 254H32V253H30ZM73 254V253H72ZM83 254H84V250H83ZM99 254V253H98ZM124 254V253H123ZM149 254V253H148ZM157 254H159V252L157 253ZM179 254H180V250H179ZM182 254V253H181ZM208 254V253H207ZM220 254V253H219ZM226 254V253H225ZM224 254V255H225ZM227 254H229V257L227 258V261L230 263V264H236V262L238 261V256H237V254L236 253H234V254H231V253H227ZM231 254V255H230ZM4 255V254H3ZM33 255V256H34ZM58 255V254H57ZM62 255V254H61ZM64 255V254H63ZM67 255V254H66ZM74 255V254H73ZM73 255L72 256H70L71 257V259H73L72 257H73ZM75 255H77V254H75ZM79 255V254H78ZM92 255H94V254H92ZM122 255V254H121ZM147 255V254H146ZM150 255V254H149ZM192 255H194V254H192ZM192 255H190V256H192ZM218 255V254H217ZM53 256V255H52ZM69 256V255H68ZM84 257H85V255H83ZM83 256H81L80 258H83ZM90 256V255H89ZM100 256V255H99ZM101 256H103L102 254H101ZM108 256H110V255H108ZM137 256H138V254H137ZM160 256V255H159ZM179 256V255H178ZM187 256V255H186ZM189 256V255H188ZM219 256H222V255H219ZM226 256V255H225ZM1 257V256H0ZM28 257H29V253H28ZM30 257H32L31 255H30ZM75 257V256H74ZM87 257V256H86ZM114 257H113V259H114ZM121 257V256H120ZM124 257V256H123ZM136 257V256H135ZM161 257H162V255H161ZM164 257V256H163ZM163 257H162V259H163ZM181 257V256H180ZM38 258V257H37ZM52 258V257H51ZM59 258V257H58ZM63 258H65V257H63ZM67 258V257H66ZM65 258V259H66ZM76 258L77 257H75V260H76ZM78 259V260H81V259ZM110 258V257H109ZM127 260H129L128 259V257H125ZM124 258V259H125ZM134 258V257H133ZM153 258H155V257H153ZM220 258V257H219ZM218 258V259H219ZM4 259V258H3ZM3 259L1 258V260H2V262H3ZM60 259V258H59ZM90 259V257L88 258V260ZM91 259H92V257H91ZM99 259V258H98ZM101 259V258H100ZM108 259V258H107ZM121 259V258H120ZM124 259H121V263H122V260H124ZM126 259H125V261H126ZM141 259V258H140ZM159 259H160V257H159ZM189 259V258H188ZM31 260H35V259H31L30 258V261ZM38 260V259H37ZM36 260V261H37ZM71 261L70 259H68L67 258V260L66 261ZM86 260V259H85ZM94 261H95V259H93ZM109 260V259H108ZM106 261L107 263L109 262V261ZM114 260H116V259H114ZM150 260H151V258H150ZM156 260H158L157 258L155 259V261ZM164 260V259H163ZM170 261H171V258L169 259ZM169 260H166V262H168ZM173 260V259H172ZM180 260V259H179ZM183 260H185V259H183ZM224 261H225V259H223ZM15 261V263H16V261L17 260H14ZM21 261V262H22ZM102 261H104L103 259H102ZM130 261V260H129ZM142 261V260H141ZM160 261V260H159ZM191 261V260H190ZM189 261V262H190ZM202 261V260H201ZM204 261H206V260H204ZM226 261V262H227ZM17 262H19V261H17ZM73 262V261H72ZM77 262H79V261H77ZM96 262V261H95ZM105 262V263H106ZM120 262V261H119ZM134 262H136L135 260H134ZM137 262H138V259H137ZM157 262V261H156ZM172 262V261H171ZM185 262V261H184ZM222 262V261H221ZM239 262V261H238ZM73 263H75V262H73ZM81 263V262H80ZM101 264L103 263V262H100ZM114 263V261H112V263L111 264H113ZM125 263V262H124ZM126 263H129L128 261H126ZM139 263H141V262H139ZM145 263V262H144ZM144 263H141V264H144ZM147 263V262H146ZM148 263H150V261L148 262ZM153 264H155L154 262H152ZM157 263H159V262H157ZM160 263H162V262H160ZM21 264V263H20ZM23 264V263H22ZM30 264V263H29ZM34 264H36L35 262H34ZM97 264H98V262H97ZM115 264V263H114ZM118 264V263H117ZM137 264V263H136ZM163 264H165V263H163ZM173 264V263H172ZM176 264V263H175ZM205 264V263H204ZM222 264V263H221ZM240 264V263H239Z\"/></svg>",
  "mask_w": 264,
  "mask_h": 264
}]
</instances>
